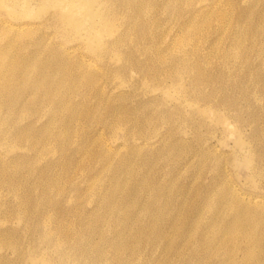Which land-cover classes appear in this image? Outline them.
Instances as JSON below:
<instances>
[{"label":"rangeland","instance_id":"rangeland-1","mask_svg":"<svg viewBox=\"0 0 264 264\" xmlns=\"http://www.w3.org/2000/svg\"><path fill=\"white\" fill-rule=\"evenodd\" d=\"M154 1H155V3H154ZM159 1H161V2H159ZM177 1L178 0H172V1H170V0H163V1L162 0H135V1L123 0L122 2L121 1L115 2L114 0H109V5L100 7L99 10L102 11L104 13V15H106L107 17H109L111 15L110 18L112 20V24H114V25H112L114 34H113V37L112 36L109 37V34L105 35V33H102V35H100L101 39L103 40V46L101 48H98V43H97L96 39L90 37V34L88 33L87 27L79 28L77 31L72 30V28L70 26H65L61 19L56 18L54 14L57 11V9H56L57 7L54 4H48L46 6H42L39 4L38 5L39 7L36 6L34 13L31 16H29V18L24 20L25 22L31 23V24L35 25V27L38 28L39 31H37V34H38V32L40 33L42 31V29L44 28L43 32H41V36H40V34H38V36L35 35V37H33L34 39L31 38V39L27 40L28 45L27 44L24 45L23 48L25 49L24 54L26 56L30 57L33 62H35L36 67L35 66L32 67L33 70H32V68H31V70L33 72H34V70H36L35 71L36 74L31 71L33 73V74L31 73V75L36 76L37 74H40L39 77L45 78L46 89H42L39 91H35V90L31 91V90L27 89L28 93L26 92L25 95L24 94H21V95L18 94L19 90L15 89V91H9V92L5 93L4 96H2L3 95L2 94L0 97V101L1 102L3 101L2 102L3 105H1V110H0V112L1 111L3 112V113L2 112L0 113V115H1L0 116V128H1V132H3V135L5 133H9L8 135H9V139H10V140L6 141L2 137L3 139L0 141V146H1L0 147V153L2 154V155L0 154V157H1V159H0V171H1L0 172V174H1L0 175L1 176L0 177V203H1L0 204V214H1L0 215V224H1L0 225V241L1 242L3 241L0 244V264L1 263L2 264H10V262H11V264H19V263L20 264H30L28 258L30 257L29 255H31V254H32L33 258H35V259L36 258L40 259V257H43V254H44V256H46L45 257L46 260L47 261L49 260L50 264H67V262L65 263L66 259L63 260L64 263H61L62 261L59 259V256H57V255H59V253H57V251L55 250V247H53L54 242H56L55 245L61 244L63 246V252L67 256L73 257V259H75L77 261L76 264H126V263L127 264L128 263L136 264L135 262H137V264H139V262H140V264H173V263H175V264H198V263L199 264H213V263L214 264H256V262H258L257 264H264V234H263L264 233V231H263L264 230V218H263L264 217V215H263L264 214V212H263L264 211L263 210L264 209V189H263V186H264V155L262 154V152L264 153V141H263L264 140V122H263L264 121V117H263L264 116V24H262V21L264 23V18H263V16H264V2H262L264 0H251V1L250 0H230V3H229V0H227V1L226 0H216V2H214L213 0H212V2H210L211 0H198V1L197 0H195V1L194 0H190V1L179 0L178 1L179 3H177ZM221 1L223 4L220 3ZM213 2H214V4L212 5ZM249 2H252V4ZM142 3H143V6H142ZM161 3H164V4H161ZM185 3L186 4L188 3L187 8H186ZM216 4H218V5H216ZM255 4H257V5H255ZM246 5H247V7H246ZM224 6H226V7H224ZM111 7H113L114 10ZM140 7H141V10H140ZM192 7H194V9ZM223 7H224V9H226L225 11H224ZM120 8H121V10H120ZM203 8H205V9H203ZM210 8H212V9H210ZM146 9L147 10L149 9L148 12ZM195 9L197 11H195ZM220 9L223 11H221ZM232 9H233V11H232ZM261 9H263V10H261ZM10 10H11V8H8V10L0 9V23L1 24L5 23V22H10V20L12 19L11 16L9 17V15L11 14ZM124 10H125V12H124ZM150 11H153V12H150ZM177 11H179V12H177ZM208 11H209V13H208ZM110 12H111V14H109ZM162 12H164V13H162ZM195 12H196V14H195ZM211 12L213 13V15L214 14L215 15L213 16L211 14ZM231 12H234V13H231ZM253 12H255V13H253ZM205 13L207 15H205ZM175 14H177V15L175 16ZM240 14H242V15H240ZM134 15H135V17H134ZM149 15H151L152 17ZM204 15L207 16L208 19ZM250 15H253V16L251 17ZM173 16H175V17H173ZM211 16H213V17H211ZM215 16L217 17V19ZM195 17L197 18V20ZM201 17H204V18H201ZM221 17L222 18L225 17V18L222 19ZM253 17L256 18L257 20L256 19L254 20ZM161 18H162V20H161ZM218 18L219 19L221 18L220 19L221 21ZM246 19H247V22H246ZM40 21L42 23H40ZM119 21H120V23H119ZM149 21H152V22H149ZM235 21H236V23L237 22H239V23L236 24ZM61 22H62V24H61ZM163 22H165V24ZM179 22H180V24H179ZM206 22L207 23L210 22L209 26ZM221 22H223V23H221ZM230 22H231L232 26L229 25ZM254 22H257L259 24H256ZM51 23H52V25H51ZM189 23H191V24H189ZM205 23H206V26H205ZM54 24H56V25H54ZM192 24H196V25H192ZM235 24H236V26H235ZM241 24H242V26H241ZM44 25H46L47 27ZM119 25H121V26H119ZM128 25H129V27H128ZM221 25H223L224 27ZM150 26H151V28H150ZM197 26L199 29H197ZM218 26H220V27H218ZM249 26H250V28H249ZM255 26L257 29L254 28ZM261 26H262V29H261ZM222 27H223V29H222ZM251 27H253V28H251ZM46 28L48 30L49 29L50 30L48 31ZM178 28H181V29H178ZM245 28H246V30H245ZM62 29H64V30H62ZM121 29H123V30H121ZM183 29L185 30L184 32H183ZM248 29H249V31H248ZM258 29L260 30V32ZM52 30H53V32H52ZM189 30L192 32L190 33ZM204 30H205V32H204ZM257 30H258V32H256ZM261 30L263 31L262 36H261V32H262ZM178 31H180L183 35ZM219 31H221V32H219ZM228 31L230 33L232 32L231 33L232 36H230L231 34L228 33ZM243 31H245V32L243 33ZM58 32H59V34H58ZM60 32H61V34H60ZM115 32L116 33L118 32L117 35ZM147 32L149 33V36H148ZM172 32H174V33H172ZM249 32H250V34H249ZM197 33L202 34V36H200ZM204 33H206L207 35ZM211 33L213 35L214 34H216V35L213 36V35H211ZM220 33H222V34H220ZM233 33H234V36H233ZM239 33H240V36H238ZM45 34H47V35H45ZM128 34H130V35H128ZM252 34L255 36H253ZM189 35H191V36H189ZM218 35H220V36H218ZM235 35L237 36V38ZM194 36H195V38H194ZM197 36L200 38L198 39ZM125 37H127V38H125ZM145 37H147V38H145ZM188 37H190V40ZM217 37H219V38H217ZM238 37H241V39L237 40ZM157 38H158V40H157ZM163 38L164 39L166 38V39L163 40ZM191 38H192V40L194 38V40H196V41H192ZM207 38H209V39H207ZM254 38H256V39H254ZM159 39H160V42H159ZM251 39L252 40L254 39V40L251 41ZM259 39H261V40H259ZM65 40H67V41H65ZM122 40H123V42H122ZM125 40H126V45H125ZM232 40H234V41H232ZM241 40L242 41L244 40L243 43ZM80 41H82V42H80ZM108 41H109V43H108ZM130 41H132V42L130 43ZM138 42H139V44H138ZM192 42H194V43H192ZM206 42H207V44H206ZM211 42H212V44H211ZM223 42H224V44H223ZM58 43H60V45H58ZM113 43L114 44L117 43V44L114 45ZM195 43H196V45H195ZM248 43H250V44L252 43L250 45L251 47L248 46L249 45ZM167 44H168V46H167ZM183 44H184V46L186 44L187 45L184 47ZM189 44H190L191 48H190ZM228 44L229 45L231 44L232 47L230 48L231 45L229 46ZM253 44H254V46H253ZM111 45H113V47ZM203 45L205 48L203 47ZM212 45H214L215 47ZM218 45H219V48H218ZM236 45H238V46L236 47ZM146 46H150V47H146ZM211 46L213 47V49ZM234 46H235V48H234ZM125 47H126V49H125ZM183 47H184V50H182ZM192 47H194V49ZM27 48H28V50H27ZM159 48H160V51H159ZM76 49H78L79 51L77 52ZM211 49L214 51H212ZM224 49L229 54L225 53ZM230 49H231V52L229 51ZM236 49L238 51H235ZM190 50L192 51L191 53H189ZM197 50H199V51H197ZM200 50L202 52L203 51L204 52L201 53ZM206 50H208L209 52ZM221 50H223V51H221ZM111 51H113L112 52L113 54H111ZM139 51H140V53H139ZM149 51H151V52H149ZM245 51H247V52L249 51V52L247 53ZM39 52H40V55H39ZM95 52H97V54ZM99 52H100V55L98 54ZM187 52L190 55H193V57L190 56ZM211 52H213L214 54ZM151 53L154 56H152ZM156 53H158L157 54L158 56L156 55ZM61 54H63V55H61ZM67 54H68V56H67ZM70 54H71V56H70ZM125 54H127V55H125ZM159 54H161L162 56ZM177 54H179V55H177ZM226 54H228V55H226ZM101 55H102V57H101ZM139 55H142L143 57L139 56ZM185 55H186V57H185ZM201 55H204V56H201ZM205 55L206 56L208 55V57H206ZM213 55H214V57H213ZM234 55H236V57ZM79 56H80V58H79ZM163 56H165V57H163ZM183 56H184V58H183ZM230 56H231V58H230ZM237 56H239V57L237 58ZM70 57H72V58H70ZM121 57H122V59H121ZM152 57H153V59H152ZM201 57H202V60L200 59ZM212 57H213V59H212ZM66 58L69 61H67ZM78 58L81 60H78ZM208 58H210V59H208ZM229 58L231 60H229ZM92 59H93V61H92ZM175 59H177L178 64L175 62L176 61ZM190 60H191V62H190ZM215 60H217V61H215ZM226 60L228 63L226 62ZM252 60H253V62H252ZM150 61L153 63H151ZM179 61H181V62H179ZM192 61H194V62H192ZM210 61H211V63L208 65V63ZM229 61H231V62H229ZM68 62H70V63H68ZM80 62H82V63H80ZM133 62H135L136 64ZM145 62L147 63V65ZM53 64H54V66H53ZM119 64H120V66H119ZM160 64H164V65H162L163 67H161ZM245 64L248 66H246ZM259 64H260V66H259ZM203 65L204 66L207 65V66L204 67ZM75 66H77L78 68ZM113 66H114V68H113ZM136 66H138V67H136ZM100 67L104 71H102ZM76 68H77V70H76ZM96 68L98 69L99 72L98 71L96 72V70H97ZM122 68H123V71H122ZM137 68H138V70H134ZM61 69L63 71L62 73H61V71H59ZM90 69L92 72L90 71ZM241 69H243V70H241ZM53 70H54V73H53ZM64 70H66V71H64ZM74 70H76V71H74ZM157 70H158V72H155ZM41 71H42V73H41ZM88 71L91 73H89ZM100 71H101V73H100ZM203 71H204V73H203ZM87 72H88V74H87ZM59 73L62 75L60 76ZM83 73H84V76H83ZM155 73H156V76L158 77V79L156 76L154 77ZM205 73L207 74V76H205L206 75ZM233 73H235V74H233ZM46 74H48V75L50 74L53 78H51L50 75L48 76ZM175 74H178L179 76L178 75L176 76ZM218 74L220 75V77ZM247 74H248V76H246ZM57 75H58V77H57ZM161 75H163V76H161ZM93 76H94V78H93ZM174 76H175V78H174ZM182 76H184V77H182ZM224 76H225V78H224ZM195 77H196V79L193 80ZM213 77H215V79ZM227 77H229V78L227 79ZM140 78H142V79H140ZM176 78L178 80L179 79H181V80L177 81ZM199 78H200V80H199ZM76 79H78L79 81ZM101 79L104 81L105 80H107V81H105V83H104V81L101 83V81H102ZM174 79H176V80H174ZM220 79H221V81H220ZM250 79H251V81H250ZM57 81H58V83H57ZM110 81L112 83H110ZM123 81H124V83H123ZM50 82H52L53 84ZM81 82L84 84H82ZM90 82H91V84H90ZM126 82L128 84H126ZM202 82H205V83H202ZM230 82H232V83H230ZM252 82H254V83H252ZM75 83H77L76 84L77 86L75 85ZM96 83H97V85H96ZM56 84H57V86H56ZM72 84L74 85V87L75 86L76 87L74 88ZM154 84H156V85H154ZM217 84L219 85V87ZM201 85H204V86H201ZM259 85L263 86V89ZM48 86H50V87H48ZM82 86H83V88H81ZM255 86H257V87H255ZM54 87H59L60 90L58 88L57 89L55 88L56 89L55 90ZM137 87L138 88L140 87L139 90ZM115 88L117 90H115ZM63 89H65L66 91ZM73 89H74V91H73ZM239 89H241V90H239ZM51 90H53L54 92ZM129 90H130V92H129ZM252 90L253 91L255 90V91L253 92ZM63 91H64L65 95H64ZM146 91H148V92H146ZM164 91H166V92H164ZM250 91H251V93H250ZM85 92H86V94H85ZM152 92L153 93L155 92V93L152 94ZM255 92H257V93L255 94ZM116 93L117 94L119 93V94L117 95ZM129 93H130V95H129ZM214 93L217 94L218 96L215 95ZM260 93H262V94H260ZM134 94H136V95H134ZM119 95H120V97H119ZM205 95L207 98H204ZM107 96H108V98H107ZM137 96H138V98H137ZM10 97H12V98H10ZM22 97H23V100H22ZM33 97L36 98V100ZM83 97H84V99H83ZM110 97H112V98H110ZM140 98H142V101L140 100ZM203 98H204V100H203ZM53 99H55V100H53ZM122 99H123V102H122ZM92 100H93V102H92ZM10 101H12V102H10ZM34 101H36V102L38 101L37 104H36V102L34 103ZM231 102L233 103L234 107H233ZM252 102H253V104H252ZM11 103H15V104H11ZM123 103H125V104H123ZM144 103L146 104L145 106H144ZM239 103H241V104H239ZM237 104H238V106H237ZM51 105H53V106H51ZM194 105L197 108L193 107ZM2 106L5 107L6 109L3 108ZM50 106L53 108H50ZM9 107H11V108H9ZM44 107L45 108L49 107V108H48V110L47 109L45 110ZM161 107L163 110L161 109ZM226 108H227V110H226ZM242 108H244V109L242 110ZM10 109L14 111L13 112L14 118L8 116V114L11 111ZM28 109H29V111H28ZM97 109L100 112L97 111ZM103 109L106 111H104ZM231 109H232V111H231ZM3 110H5V111H3ZM31 110H32V112H31ZM158 110L160 113H163V114H160L158 112ZM198 111H200L201 115H199ZM96 112H98V113H96ZM154 112H155V114H154ZM25 113H27L29 116ZM33 113H34V116H32ZM58 113H59V115H58ZM113 113H115V114H113ZM125 113L128 115H126ZM210 113H212V114H210ZM16 114L20 119L18 117H16ZM24 114H25V116H24ZM6 115H7V117H6ZM102 115H103V117H102ZM109 115H111V116L115 115V116L109 117ZM253 115H255V116H253ZM168 116H169V118H168ZM209 116H211V118ZM29 117H30V120L27 121L26 119H29ZM132 117H134L133 120H132ZM155 117H157V118H155ZM221 117L223 120L222 123H221ZM166 118H168V119H166ZM136 119H137V121H135ZM156 119H157V121H156ZM59 120H61V121H59ZM119 120H121V121H119ZM167 120H169V121H167ZM16 121H18V122H16ZM106 121L109 122L110 124L106 123ZM98 122H100V123H98ZM218 122L220 124H218ZM4 123H5V125H3ZM104 123H105V126H104ZM58 124H60V125H58ZM75 124H76V126H75ZM115 124H117L118 126ZM182 124H184L183 125L184 127L181 126ZM10 125H12V127ZM101 125H103V127ZM111 125L113 126V128ZM163 125H164V127H163ZM108 126H111V127H108ZM27 127H29V128H27ZM154 127H155V129H154ZM176 127H179V128H176ZM3 128L5 130H3ZM80 128H82V129H80ZM55 129H56V131H55ZM125 129H128L130 134H128V130H125ZM102 130H103V132L104 131L105 132L101 133L100 131H102ZM254 130H255V132L256 131H258V132L255 133ZM80 131L82 134H80ZM113 131H115V132H113ZM20 132H22V133H20ZM23 132H25V133H23ZM40 132H43V134ZM44 132H45V134H44ZM153 133H156V134L154 135ZM182 133H184V134H182ZM19 134H22V136ZM100 134H102V136ZM152 134L154 135L155 138L153 137ZM43 135L45 138L41 137ZM49 135H50V137H49ZM76 135H78V136H76ZM111 135H113L114 137H110ZM115 135H116V137H115ZM184 135H186V136H184ZM143 136H145L146 139L143 138ZM21 137L23 138L24 141H25V139L28 141L24 142ZM140 138H142L143 140ZM147 138L149 139V141ZM29 139H31L30 141L33 143H31L29 141ZM41 139H42V141H40ZM151 139H153V140H151ZM175 139H177V140H175ZM67 140L69 141L68 143H67ZM21 141L24 143H21ZM186 141H188V142H186ZM242 141L244 142V144H242ZM36 142L38 145L36 144ZM62 142L64 143V145ZM12 143L14 144L15 147L12 146ZM16 143H19V144H16ZM92 143L94 144V146ZM173 143H174V145H173ZM9 144L11 145L12 149H11ZM24 144L25 145L27 144L26 145L27 147ZM126 144H127V146H126ZM252 144H254V145L256 144L255 147ZM22 145L25 147H23ZM69 145H71V147H69ZM17 146H18V148L20 146L22 149L21 148L18 149ZM51 146H53V147H51ZM56 146H58V148ZM91 146H92V148H90ZM45 147L47 148L46 150H45ZM48 147H50L51 149ZM103 147L105 149H102ZM117 147H118V149H117ZM145 147H149V148H145ZM213 147H216V148H213ZM7 148H8V150H7ZM59 148H60V150L61 149L62 150L60 151ZM88 148H90V149H88ZM99 149H101V150H99ZM119 149H121V150H119ZM194 149H195V151H194ZM50 150H52V151L50 152ZM55 150H56V152H55ZM57 150H58V152H57ZM103 150L106 152H104ZM109 150L111 152L112 151L113 152L111 153ZM27 151H29V152L32 151V152L28 153ZM42 151L43 152L45 151L46 154H43ZM85 151L88 155H86ZM100 151H101V153H100ZM139 151H141V152H139ZM198 151L201 153H199ZM207 151H209L210 153H208ZM260 151H262V152H260ZM2 152H4V153H2ZM138 152L141 153L140 154L141 156H139ZM195 152H196V154H195ZM217 152H218L219 156L217 155ZM21 153H23L24 156L21 155ZM53 153L54 154L58 153L57 157L55 156L56 154L53 155ZM89 154H90V156H89ZM106 154H107V156H106ZM34 155H35L36 159L34 158ZM40 155L42 156V158ZM98 155H100V156H98ZM176 155H178V156H176ZM5 156H7V157H5ZM92 156L94 159L92 158ZM195 156H196V158L198 157L200 160L198 158L196 159ZM202 156H203V158H202ZM81 157H83V158H81ZM167 157H169V158L167 159ZM200 157L202 158V161H201ZM24 158H25V161H24ZM13 159L15 160V163H14ZM69 159H71V160H69ZM85 159H86V161H85ZM89 159H90V162H89ZM97 159H99L100 161ZM204 159H207V160H204ZM8 160H9V162H8ZM193 160H196V161H193ZM37 161H38V163H37ZM160 161H163V162H160ZM30 162H31V164H30ZM7 163H9V164L7 165ZM10 163H12V165ZM40 163L41 164L43 163V164L41 165ZM66 163H68V164H66ZM87 163H89V164H87ZM112 163L115 165H113ZM206 163H208L209 165ZM110 165H111V167H110ZM12 166H14V167H12ZM33 166L34 167L37 166V168L35 169V168H33ZM221 166H222V168H221ZM10 167H12V168H10ZM44 167H45V169H43ZM200 167L203 169L201 170ZM15 168H17V169H15ZM75 168H76V172H75ZM193 168H194V170H193ZM56 169H57V171H56ZM102 169H104V170H102ZM128 169H130V171ZM131 169H132V171H131ZM222 169H223V171H222ZM43 170H44V172H43ZM45 170H46V172H45ZM82 170H83V172H82ZM105 170H107V171H105ZM225 170H226V173H225ZM259 170L261 171L260 173H259ZM61 172H63V173H61ZM38 173H39V175H38ZM211 173H214V174H211ZM30 174L32 176L33 175L34 176L32 177ZM73 174H74V176H73ZM224 174H225V178L223 176ZM70 175L72 177V178L70 177L71 179L68 177ZM4 176H5V178H4ZM29 177H32L35 179L29 178ZM60 177H61V179H60ZM81 178H83V179H81ZM69 179L71 181H69ZM79 180H81V181H79ZM5 181H7V182H5ZM53 181H56L57 183L53 182ZM65 181L66 182L68 181V182L66 183ZM93 181H95V182H93ZM221 181H223L224 183ZM252 181H254V182H252ZM75 182H78V183H75ZM7 183L10 185H8ZM70 184H72V187L70 186ZM223 184H224V186H223ZM2 185H4L5 188ZM47 186H48V188H47ZM57 186H58V188H57ZM60 186H62V187H60ZM93 186H94V188H93ZM97 186H99V187H97ZM230 186H231V188H230ZM108 187L112 190H110ZM222 187L224 188V190ZM21 188H22V190H21ZM31 188H33L34 190H32ZM35 188H36V190H35ZM232 188L233 189L235 188L234 190L237 189L236 192L238 194H240L239 195L240 197H244L246 199H247V197L248 198L249 197H251V198H257L258 197L259 201L262 199L259 203H260V205L262 204L263 207H257V209L255 207V210H257V212L254 209H252V211L255 213L254 214L255 218L249 222L250 225H252L253 229H254V235H253L252 240L241 241L240 244H238V248L234 251V253L230 254L226 250V245H223V244L220 245L221 240H220V238H218V236H219L220 230H224L225 227L229 223L233 222L232 215L227 213V211L224 209L225 204H221V203H224L225 200L227 201L228 198H230L229 197L230 193H228V192H230V190ZM115 189H116V192H115ZM17 190L19 192H17ZM215 190H216V192H218L219 190L220 191L217 194L215 192ZM99 191H101V193ZM122 191H124V192H122ZM56 192H57L58 197H56ZM121 192L124 194L121 195ZM214 192H215V194L212 195ZM27 193H29V194H27ZM44 193H45V195H44ZM220 193H221V195H220ZM242 193L245 194V196H243ZM37 194H38V196H37ZM119 194L121 197L119 196ZM216 194L220 195L221 197L217 196L218 199H215ZM26 195H28V196H26ZM195 195H196V197H195ZM209 196H211V197H209ZM225 197H227V198H225ZM12 199L16 202H14ZM100 199H102V200H100ZM160 199L162 200L161 202H159ZM209 199H212L211 200L212 202L211 201L209 202ZM72 200H75V201H72ZM220 200H222V201L220 202ZM115 202L117 205L115 204ZM23 203H25V204H23ZM17 204L19 206H17ZM26 204H28V205H26ZM47 204H50V205H47ZM190 204H192V205H190ZM218 204L220 206H218ZM15 205L17 208L15 207ZM3 207H4V209H3ZM19 207H20V209H19ZM213 207L215 210L213 209ZM54 208L56 209V211H54L55 210ZM182 208H184V209H182ZM203 208H204V210H203ZM211 208H212V210H211ZM94 209H96V211ZM258 209H260L259 212H258ZM24 210H26V211H24ZM59 210H60V212H59ZM208 210H209V212H207ZM124 211H125V215L123 213ZM159 211H161V212L159 213ZM213 211H214V213H213ZM49 212H51L53 214H51ZM63 212H65V213H63ZM169 212H170V214H169ZM218 212H220V213L218 214ZM37 213H39L40 215ZM58 214H60V215L58 216ZM211 214H212V216H210ZM214 214L215 215L218 214V215L215 216ZM2 215H3V217H2ZM38 215H39V218L37 217ZM52 215H54V217ZM66 215H67L68 219H67ZM26 216H27V218H26ZM30 216H31V218H30ZM6 217H7V219H6ZM87 217H89V218H87ZM57 218H58V220H57ZM199 218H201V219H199ZM216 218H218V219H216ZM259 218H261V219H259ZM21 219H23V220H21ZM70 219H72V220H70ZM176 219L178 222L175 221ZM41 220H43V221L41 222ZM196 220H198L199 222ZM204 220H206V221H204ZM202 221H204V222H202ZM68 222L70 223V225ZM251 222H252V224H251ZM259 222H261V223L258 224ZM262 222H263V224H262ZM10 223L12 225H10ZM21 223H24V224L21 225ZM173 223H175L176 225ZM200 223H202V224H200ZM210 223L212 224L211 225L212 228L210 227ZM40 224H41V226H40ZM64 224H66V225H64ZM72 226H73V228H72ZM247 226H249V225H247ZM29 227H31V229ZM52 227L54 229H52ZM74 228L75 229L79 228V229L75 230ZM194 228H195V230H194ZM209 228H210V230H209ZM62 229H63V231H61ZM73 229L75 230V232ZM34 230H35V232H34ZM110 230H112V231H110ZM204 230H205V232H204ZM208 230L211 232H209ZM257 230H258V232H257ZM173 231L176 235L173 233ZM61 232H63V233H61ZM193 232H195V233H193ZM24 233H25V235H24ZM50 233L52 236L50 235ZM257 233L259 234V236ZM53 234L55 236L54 238H53ZM200 234H201V237H200ZM190 235H192V236H190ZM47 236H49L50 239ZM68 236H69V238H68ZM208 236H211V237H208ZM33 237L36 240H34ZM30 238H32V241L30 240ZM58 238H60V239L58 240ZM78 238H79V240L82 238L80 240L81 244L77 241ZM147 238H149V239H147ZM222 238L225 240H229L228 236L223 235ZM6 239H7V241H5ZM12 239H13V241H12ZM206 239L208 242L206 241ZM46 240H48V241H46ZM195 240H196V242H195ZM34 241H36V242H34ZM65 241H66V243H64ZM46 242H49V243H46ZM51 242H53V243H51ZM209 242H210V245H209ZM96 243H97V245H96ZM197 243L200 244V247H199V244H197ZM46 244H48V245L46 246ZM66 244H67V246H66ZM11 245L14 246L17 251L13 252ZM29 245L32 248L29 247ZM90 245L93 246V248H89V247H91ZM94 245H96V246H94ZM181 245H182V247H181ZM42 246H43V249L41 248ZM211 246L212 247L216 246V247L212 248ZM18 247L19 248L21 247V248L18 250ZM96 247H98V248H96ZM3 248L4 249L8 248L10 251L8 249L4 250ZM151 248H153V251ZM156 248H158V249H156ZM246 248L252 249V251H251L252 253L250 255H245V249ZM31 249H33V250H31ZM109 249H111V250H109ZM258 249H261V250L259 251ZM46 251H47V253H46ZM54 251L56 253L55 255H54ZM80 251H81V253H80ZM109 251H110V253H109ZM15 252H16V254H14ZM91 252L93 255H91ZM37 253H38V255H36ZM106 253H107V255H106ZM154 253H156V254L154 255ZM176 253H177L178 257H177V255L175 256ZM110 254H111V258H110ZM116 254H118V255H116ZM125 255H126V257H125ZM198 255H199V257H198ZM240 255L242 256V258ZM86 256H88V257H86ZM91 256H92V258H91ZM106 256H108L109 258H107ZM128 256H129V259H128ZM250 256H251V258H249ZM258 256H260V257H258ZM86 258H88V259L85 260ZM101 258L103 261L101 260ZM139 258H140V260H139ZM112 259L114 261H112ZM115 259H117V260L119 259V260L116 261ZM224 259L227 260V262ZM55 260H57V261H55ZM131 260L132 261L134 260V261L132 262ZM38 261H40V260H38ZM98 261H99V263H98ZM36 264H40V263L37 262ZM41 264H42V262H41Z\"/></svg>","mask_w":264,"mask_h":264},{"label":"bare ground","instance_id":"bare-ground-1","mask_svg":"<svg viewBox=\"0 0 264 264\" xmlns=\"http://www.w3.org/2000/svg\"><path fill=\"white\" fill-rule=\"evenodd\" d=\"M115 2H122L123 0H114ZM133 1H135V0H133ZM163 1V0H162ZM170 1H172V0H170ZM179 1V0H178ZM177 1V3H179ZM188 1H190V0H188ZM195 1V0H194ZM198 1V0H197ZM214 2H216V0H213ZM227 1V0H226ZM251 1V0H250ZM145 2V1H144ZM158 2V1H157ZM159 2H161V1H159ZM210 2H212V0L210 1ZM214 2L212 3V5L214 4ZM219 2V1H218ZM217 2V3H218ZM239 2V1H238ZM257 2V1H256ZM255 2V3H256ZM262 2H264V1H262ZM136 3V2H135ZM154 3H155V1H154ZM165 3V2H164ZM164 3H161V4H164ZM167 3V2H166ZM198 3V2H197ZM207 3V2H206ZM221 4H223L222 3V1L220 2ZM219 3V4H220ZM226 3V2H225ZM224 3V4H225ZM229 3H230V0H229ZM249 3H251L252 4V2H249ZM42 5V6H46V5H48V4H54L57 8V11L55 12V17L56 18H59V19H61L62 20V22L64 23V25L65 26H70L71 28H72V30H78L79 28H82V27H87V29H88V33L90 34V37H92V38H95L96 39V41H97V43H98V48H101L102 46H103V40L101 39V37H100V35H102V33H105V35L106 34H109V37H113V34H114V31H113V27H112V25H114V24H112V20H111V18H110V16L109 17H107L106 15H104V13L102 12V11H100L99 10V8L100 7H103V6H108L109 5V0H0V9H5V10H8V8H11V14L9 15V17L11 16L12 17V19L10 20V22H5V23H0L1 25H0V97H1V95L2 96H4V94L5 93H7V92H9V91H15V89H17V90H19V93L18 94H24L25 95V93L27 92L28 93V90H35V91H39V90H42V89H46V80H45V78H43V77H39L40 76V74H37L36 76L35 75H31V73L33 72L32 70H33V68L32 67H34L35 66V62H33L32 60H31V58L30 57H28V56H26L25 54H24V45H26L28 42H27V40H29V39H31V38H33V37H35V35H37L38 36V34H40V36H41V32H43V29H42V31L39 33L38 32V34H37V31H39L38 30V28L37 27H35V25H33V24H31V23H28V22H25L24 20H26L27 18H29V16H31L33 13H34V11H35V9H36V6H38V5ZM127 4V3H126ZM158 4V3H157ZM188 4V3H187ZM187 4L185 3V5H186V8H187ZM193 4V3H192ZM196 4V3H195ZM194 4V5H195ZM210 4V3H209ZM235 4V3H234ZM250 4V5H251ZM112 5V4H111ZM114 5V4H113ZM134 5V4H133ZM154 5V4H153ZM156 5V4H155ZM193 5V6H194ZM211 5V6H212ZM216 5H218V4H216ZM226 5V4H225ZM255 5H257V4H255ZM263 5V4H262ZM118 6V5H117ZM123 6V5H122ZM142 6H143V3H142ZM151 6V5H150ZM149 6V7H150ZM162 6V5H161ZM167 6V5H166ZM199 6V5H198ZM197 6V7H198ZM202 6V5H201ZM200 6V7H201ZM220 6V5H219ZM233 6V5H232ZM236 6V5H235ZM252 6V5H251ZM39 7V6H38ZM37 7V8H38ZM124 7V6H123ZM122 7V8H123ZM156 7V6H155ZM183 7V6H182ZM195 7V6H194ZM194 7H192L193 9H194ZM196 7V8H197ZM210 7V6H209ZM216 7V6H215ZM224 7H226V6H224ZM224 7H223V9H224ZM234 7V6H233ZM245 7V6H244ZM243 7V8H244ZM246 7H247V5H246ZM253 7V6H252ZM260 7V6H259ZM262 7V6H261ZM110 8V7H109ZM112 9H113V7H111ZM119 8V7H118ZM117 8V9H118ZM147 8V7H146ZM162 8V7H161ZM166 8V7H165ZM189 8V7H188ZM199 8V7H198ZM217 8V7H216ZM215 8V9H216ZM104 9V8H103ZM155 9V8H154ZM178 9V8H177ZM203 9H205V8H203ZM208 9V8H207ZM210 9H212V8H210ZM246 9V8H245ZM252 9V8H251ZM250 9V10H251ZM257 9V8H256ZM260 9V8H259ZM114 10V9H113ZM120 10H121V8H120ZM127 10V9H126ZM140 10H141V7H140ZM147 10V9H146ZM149 10V9H148ZM148 10H147V12H148ZM164 10V9H163ZM162 10V11H163ZM170 10V9H169ZM176 10V9H175ZM184 10V9H183ZM217 10V9H216ZM221 10V9H220ZM226 9H224V11H225ZM247 10V9H246ZM253 10V9H252ZM261 10H263V9H261ZM173 11V10H172ZM182 11V10H181ZM180 11V12H181ZM189 11V10H188ZM195 11H197L196 9H195ZM202 11V10H201ZM204 11V10H203ZM210 11V10H209ZM209 11H208V13H209ZM215 11V10H214ZM221 11H223V10H221ZM232 11H233V9H232ZM235 11V10H234ZM245 11V10H244ZM3 12V11H2ZM124 12H125V10H124ZM145 12V11H144ZM150 12H153V11H150ZM165 12V11H164ZM164 12H162V13H164ZM176 12V11H175ZM177 12H179V11H177ZM199 12V11H198ZM229 12V11H228ZM252 12V11H251ZM49 13V12H48ZM114 13V12H113ZM169 13V12H168ZM182 13V12H181ZM184 13V12H183ZM193 13V12H192ZM215 13V12H214ZM218 13V12H217ZM231 13H234V12H231ZM253 13H255V12H253ZM252 13V14H253ZM257 13V12H256ZM109 14H111V12L109 13ZM120 14V13H119ZM151 14V13H150ZM171 14V13H170ZM178 14V13H177ZM177 14H175V16L177 15ZM195 14H196V12H195ZM211 14L213 15V13L211 12ZM229 14V13H228ZM249 14V13H248ZM259 14V13H258ZM262 14V13H261ZM116 15V14H115ZM125 15V14H124ZM152 15V14H151ZM151 15H149V16H151ZM157 15V14H156ZM160 15V14H159ZM205 15H207L206 13H205ZM204 15V16H205ZM215 15V14H214ZM213 15V16H214ZM218 15V14H217ZM216 15V16H217ZM235 15V14H234ZM237 15V14H236ZM240 15H242V14H240ZM4 16V15H3ZM45 16V15H44ZM53 16V15H52ZM51 16V17H52ZM161 16V15H160ZM175 16H173V17H175ZM196 16V15H195ZM198 16V15H197ZM213 16H211V17H213ZM215 16V17H216ZM220 16V15H219ZM251 17L253 16V15H250ZM8 17V18H9ZM124 17V16H123ZM134 17H135V15H134ZM142 17V16H141ZM147 17V16H146ZM152 17V16H151ZM178 17V16H177ZM182 17V16H181ZM180 17V18H181ZM206 18H207V16H205ZM209 17V16H208ZM218 17V16H217ZM217 17H216V19H217ZM227 17V16H226ZM239 17V16H238ZM243 17V16H242ZM3 18V17H2ZM46 18V17H45ZM54 18V17H53ZM114 18V17H113ZM149 18V17H148ZM163 18V17H162ZM162 18H161V20H162ZM196 18V17H195ZM201 18H204V17H201ZM222 18V17H221ZM220 18V19H221ZM225 17H223L222 19H224ZM234 18V17H233ZM263 18H264V16H263ZM55 19V18H54ZM151 19V18H150ZM182 19V18H181ZM208 19V18H207ZM219 19V18H218ZM219 19V20H220ZM227 19V18H226ZM229 19V18H228ZM253 19L255 20L256 18H254L253 17ZM39 20V19H38ZM121 20V19H120ZM153 20V19H152ZM175 20V19H174ZM180 20V19H179ZM196 20H197V18H196ZM232 20V19H231ZM239 20V19H238ZM242 20V19H241ZM257 20V19H256ZM43 21V20H42ZM144 21V20H143ZM160 21V20H159ZM183 21V20H182ZM204 21V20H203ZM211 21V20H210ZM218 21V20H217ZM216 21V22H217ZM221 21V20H220ZM227 21V20H226ZM230 21V20H229ZM253 21V20H252ZM261 21V20H260ZM2 22V21H1ZM50 22V21H49ZM62 22H61V24H62ZM118 22V21H117ZM142 22V21H141ZM149 22H152V21H149ZM157 22V21H156ZM191 22V21H190ZM219 22V21H218ZM242 22V21H241ZM246 22H247V19H246ZM40 23H42L41 21H40ZM46 23V22H45ZM48 23V22H47ZM58 23V22H57ZM116 23V22H115ZM119 23H120V21H119ZM164 24H165V22H163ZM193 23V22H192ZM207 23V22H206ZM206 23H205V26H206ZM220 23V22H219ZM221 23H223V22H221ZM235 23H236V21H235ZM237 23H239V22H237ZM236 23V24H237ZM254 23H256V24H259V23H257V22H254ZM179 24H180V22H179ZM189 24H191V23H189ZM188 24V25H189ZM202 24V23H201ZM208 24V26H209V24H210V22L209 23H207ZM213 24V23H212ZM227 24V23H226ZM236 24H235V26H236ZM262 24H264L263 23V21H262ZM51 25H52V23H51ZM54 25H56V24H54ZM53 25V26H54ZM175 25V24H174ZM178 25V24H177ZM176 25V26H177ZM183 25V24H182ZM186 25V24H185ZM192 25H196V24H192ZM229 25H231V22H230V24ZM228 25V26H229ZM245 25V24H244ZM253 25V24H252ZM261 25V24H260ZM43 26V25H42ZM44 26H46V25H44ZM64 26V27H65ZM119 26H121V25H119ZM156 26V25H155ZM170 26V25H169ZM190 26V25H189ZM199 26V25H198ZM198 26H197V29H199L198 28ZM203 26V25H202ZM211 26V25H210ZM216 26V25H215ZM221 26H223V25H221ZM232 26V25H231ZM230 26V27H231ZM241 26H242V24H241ZM47 27V26H46ZM128 27H129V25H128ZM149 27V26H148ZM147 27V28H148ZM160 27V26H159ZM192 27V26H191ZM190 27V28H191ZM218 27H220V26H218ZM217 27V28H218ZM224 27V26H223ZM223 27H222V29H223ZM240 27V26H239ZM259 27V26H258ZM63 28V27H62ZM150 28H151V26H150ZM167 28V27H166ZM182 28V27H181ZM181 28H178V29H181ZM184 28V27H183ZM249 28H250V26H249ZM251 28H253V27H251ZM254 28H256V26L254 27ZM47 29V28H46ZM45 29V30H46ZM54 29V28H53ZM116 29V28H115ZM146 29V28H145ZM170 29V28H169ZM176 29V28H175ZM187 29V28H186ZM192 29V28H191ZM204 29V28H203ZM210 29V28H209ZM208 29V30H209ZM219 29V28H218ZM217 29V30H218ZM231 29V28H230ZM229 29V30H230ZM237 29V28H236ZM242 29V28H241ZM244 29V28H243ZM257 29V28H256ZM260 29V28H259ZM258 29V30H259ZM261 29H262V26H261ZM48 30V29H47ZM50 30V29H49ZM48 30V31H49ZM62 30H64V29H62ZM66 30V29H65ZM86 30V29H85ZM121 30H123V29H121ZM120 30V31H121ZM129 30V29H128ZM153 30V29H152ZM164 30V29H163ZM193 30V29H192ZM201 30V29H200ZM199 30V31H200ZM215 30V29H214ZM245 30H246V28H245ZM258 30L256 31V32H258ZM67 31V30H66ZM119 31V30H118ZM150 31V30H149ZM181 31V30H180ZM180 31H178V32H180ZM185 30L183 29V32H184ZM190 31V30H189ZM207 31V30H206ZM211 31V30H210ZM233 31V30H232ZM248 31H249V29H248ZM262 31V30H261ZM52 32H53V30H52ZM57 32V31H56ZM122 32V31H121ZM129 32V31H128ZM127 32V33H128ZM152 32V31H151ZM154 32V31H153ZM166 32V31H165ZM170 32V31H169ZM192 31H190V33H191ZM204 32H205V30H204ZM208 32V31H207ZM206 32V33H207ZM219 32H221V31H219ZM236 32V31H235ZM234 32V33H235ZM245 31H243V33H244ZM259 32H260V30H259ZM49 33V32H48ZM116 33V32H115ZM118 33V32H117ZM117 33H116V35H117ZM125 33V32H124ZM130 33V32H129ZM137 33V32H136ZM144 33V32H143ZM148 33V32H147ZM172 33H174V32H172ZM176 33V32H175ZM181 33V32H180ZM189 33V34H190ZM195 33V32H194ZM206 33H204V34H206ZM209 33V32H208ZM225 33V32H224ZM228 33H230L229 31H228ZM232 33V32H231ZM230 33V34H231ZM234 33H233V36H234ZM241 33V32H240ZM240 33H239V35L238 36H240ZM255 33V32H254ZM262 33H263V31L261 32V36H262ZM55 34V33H54ZM58 34H59V32H58ZM60 34H61V32H60ZM155 34V33H154ZM182 34V33H181ZM185 34V33H184ZM197 34H199V33H197ZM220 34H222V33H220ZM249 34H250V32H249ZM45 35H47V34H45ZM104 35V36H105ZM115 35V36H116ZM121 35V34H120ZM128 35H130V34H128ZM141 35V34H140ZM162 35V34H161ZM165 35V34H164ZM176 35V34H175ZM174 35V36H175ZM183 35V34H182ZM196 35V34H195ZM200 36H202V34H199ZM207 35V34H206ZM205 35V36H206ZM211 35H213L212 33H211ZM210 35V36H211ZM216 34H214L213 36H215ZM226 35V34H225ZM253 35V34H252ZM54 36V35H53ZM103 36V37H104ZM148 36H149V33H148ZM147 36V37H148ZM158 36V35H157ZM173 36V35H172ZM189 36H191V35H189ZM218 36H220V35H218ZM227 36V35H226ZM230 36H232V34L230 35ZM236 36V35H235ZM250 36V35H249ZM253 36H255V35H253ZM120 37V36H119ZM118 37V38H119ZM123 37V36H122ZM147 37H145V38H147ZM159 37V36H158ZM161 37V36H160ZM163 37V36H162ZM178 37V36H177ZM198 37V36H197ZM196 37V38H197ZM224 37V36H223ZM243 37V36H242ZM58 38V37H57ZM125 38H127V37H125ZM131 38V37H130ZM134 38V37H133ZM168 38V37H167ZM189 38V40H190V37H188ZM194 38H195V36H194ZM194 38H193V40H192V38H191V40L192 41H196V40H194ZM200 37H198V39H199ZM206 38V37H205ZM217 38H219V37H217ZM216 38V39H217ZM227 38V37H226ZM225 38V39H226ZM236 38H237V36H236ZM249 38V37H248ZM34 39V38H33ZM32 39V40H33ZM50 39V38H49ZM124 39V38H123ZM144 39V38H143ZM151 39V38H150ZM166 39V38H165ZM164 38H163V40H165ZM170 39V38H169ZM173 39V38H172ZM202 39V38H201ZM207 39H209V38H207ZM239 39H241V37H238V39L237 40H239ZM254 39H256V38H254ZM253 39V40H254ZM63 40V39H62ZM108 40V39H107ZM117 40V39H116ZM115 40V41H116ZM157 40H158V38H157ZM171 40V39H170ZM177 40V39H176ZM184 40V39H183ZM206 40V39H205ZM224 40V39H223ZM230 40V39H229ZM236 40V39H235ZM252 39H251V41H253ZM259 40H261V39H259ZM31 41V40H30ZM65 41H67V40H65ZM74 41V40H73ZM139 41V40H138ZM142 41V40H141ZM154 41V40H153ZM169 41V40H168ZM172 41V40H171ZM188 41V40H187ZM198 41V40H197ZM217 41V40H216ZM232 41H234V40H232ZM242 41V40H241ZM244 41V40H243ZM243 41H242V43H243ZM248 41V40H247ZM32 42V41H31ZM34 42V41H33ZM58 42V41H57ZM80 42H82V41H80ZM122 42H123V40H122ZM132 41H130V43H131ZM159 42H160V39H159ZM186 42V41H185ZM191 42V41H190ZM189 42V43H190ZM205 42V41H204ZM226 42V41H225ZM237 42V41H236ZM250 42V41H249ZM48 43V42H47ZM54 43V42H53ZM75 43V42H74ZM73 43V44H74ZM108 43H109V41H108ZM118 43V42H117ZM117 43H113L114 45H116ZM141 43V42H140ZM148 43V42H147ZM167 43V42H166ZM192 43H194V42H192ZM200 43V42H199ZM235 43V42H234ZM240 43V42H239ZM72 44V45H73ZM138 44H139V42H138ZM151 44V43H150ZM159 44V43H158ZM162 44V43H161ZM185 44V43H184ZM184 44H183V46H184ZM206 44H207V42H206ZM211 44H212V42H211ZM221 44V43H220ZM223 44H224V42H223ZM222 44V45H223ZM249 45L248 46H250L251 44L250 43H248ZM256 44V43H255ZM28 45V44H27ZM58 45H60V43H58ZM69 45V44H68ZM125 45H126V40H125ZM152 45V44H151ZM150 45V46H151ZM157 45V44H156ZM155 45V46H156ZM187 45V44H186ZM185 45V46H186ZM195 45H196V43H195ZM199 45V44H198ZM229 45V44H228ZM231 45V44H230ZM229 45V46H230ZM243 45V44H242ZM31 46V45H30ZM47 46V45H46ZM56 46V45H55ZM62 46V45H61ZM77 46V45H76ZM112 47H113V45H111ZM150 46H146V47H150ZM158 46V45H157ZM156 46V47H157ZM161 46V45H160ZM165 46V45H164ZM167 46H168V44H167ZM184 46V47H185ZM189 46H190V44H189ZM212 46H214V45H212ZM211 46V47H212ZM217 46V45H216ZM224 46V45H223ZM238 45H236V47H237ZM253 46H254V44H253ZM252 46V47H253ZM32 47V46H31ZM37 47V46H36ZM40 47V46H39ZM45 47V46H44ZM74 47V46H73ZM131 47V46H130ZM129 47V48H130ZM153 47V46H152ZM184 47H183V49L182 50H184ZM202 47V46H201ZM203 47H204V45H203ZM202 47V48H203ZM215 47V46H214ZM232 47V45L230 46V48ZM251 47V46H250ZM33 48V47H32ZM43 48V47H42ZM63 48V47H62ZM70 48V47H69ZM68 48V49H69ZM132 48V47H131ZM161 48V47H160ZM160 48H159V51H160ZM188 48V47H187ZM190 48H191V46H190ZM193 49H194V47H192ZM205 48V47H204ZM217 48V47H216ZM218 48H219V45H218ZM234 48H235V46H234ZM241 48V47H240ZM114 49V48H113ZM125 49H126V47H125ZM171 49V48H170ZM177 49V48H176ZM186 49V48H185ZM199 49V48H198ZM212 49H213V47H212ZM211 49V50H212ZM215 49V48H214ZM229 49V48H228ZM238 49V48H237ZM235 50V51H238V50ZM258 49V48H257ZM27 50H28V48H27ZM77 50V52L79 51L78 49H76ZM107 50V49H106ZM118 50V49H117ZM121 50V49H120ZM124 50V49H123ZM147 50V49H146ZM145 50V51H146ZM151 50V49H150ZM188 50V49H187ZM219 50V49H218ZM234 50V49H233ZM241 50V49H240ZM69 51V50H68ZM84 51V50H83ZM104 51V50H103ZM115 51V50H114ZM132 51V50H131ZM134 51V50H133ZM141 51V50H140ZM140 51H139V53H140ZM144 51V50H143ZM186 51V50H185ZM196 51V50H195ZM197 51H199V50H197ZM206 51H208V50H206ZM212 51H214V50H212ZM221 51H223V50H221ZM224 51H225V49H224ZM228 51V50H227ZM230 52H231V49L229 50ZM28 52V51H27ZM63 52V51H62ZM113 51H111V54H113L112 53ZM138 52V51H137ZM149 52H151V51H149ZM156 52V51H155ZM164 52V51H163ZM184 52V51H183ZM192 51L190 50V52L189 53H191ZM200 52L201 53H203L201 50H200ZM209 52V51H208ZM234 52V51H233ZM232 52V53H233ZM242 52V51H241ZM245 52H247V51H245ZM249 52V51H248ZM247 52V53H248ZM43 53V52H42ZM56 53V52H55ZM96 54H97V52H95ZM118 53V52H117ZM143 53V52H142ZM153 53V52H152ZM151 53V54H152ZM161 53V52H160ZM186 53V52H185ZM188 53V52H187ZM188 53V54H189ZM211 53H213V52H211ZM225 53H228V52H226L225 51ZM224 53V54H225ZM27 54V53H26ZM99 55H100V52L98 53ZM119 54V53H118ZM122 54V53H121ZM155 54V53H154ZM158 53H156V55H157ZM162 54V53H161ZM161 54H159V55H161ZM183 54V53H182ZM200 54V53H199ZM205 54V53H204ZM208 54V53H207ZM210 54V53H209ZM214 54V53H213ZM216 54V53H215ZM229 54V53H228ZM228 54H226V55H228ZM234 54V53H233ZM236 54V53H235ZM28 55V54H27ZM39 55H40V52H39ZM61 55H63V54H61ZM77 55V54H76ZM116 55V54H115ZM125 55H127V54H125ZM166 55V54H165ZM177 55H179V54H177ZM190 55V54H189ZM198 55V54H197ZM218 55V54H217ZM237 55V54H236ZM236 55H234L235 57H236ZM247 55V54H246ZM245 55V56H246ZM37 56V55H36ZM67 56H68V54H67ZM70 56H71V54H70ZM86 56V55H85ZM96 56V55H95ZM110 56V55H109ZM119 56V55H118ZM131 56V55H130ZM139 56H142V55H139ZM152 56H154L153 54H152ZM158 56V55H157ZM162 56V55H161ZM160 56V57H161ZM190 56H192L193 57V55H190ZM201 56H204V55H201ZM206 56V55H205ZM210 56V55H209ZM232 56V55H231ZM231 56H230V58H231ZM241 56V55H240ZM248 56V55H247ZM256 56V55H255ZM63 57V56H62ZM82 57V56H81ZM101 57H102V55H101ZM129 57V56H128ZM143 57V56H142ZM156 57V56H155ZM163 57H165V56H163ZM185 57H186V55H185ZM206 57H208V55L206 56ZM213 57H214V55H213ZM213 57H212V59H213ZM226 57V56H225ZM233 57V56H232ZM239 56H237V58H238ZM38 58V57H37ZM70 58H72V57H70ZM79 58H80V56H79ZM78 58V60H81V59H79ZM84 58V57H83ZM88 58V57H87ZM98 58V57H97ZM127 58V57H126ZM125 58V59H126ZM130 58V57H129ZM138 58V57H137ZM149 58V57H148ZM172 58V57H171ZM174 58V57H173ZM176 58V57H175ZM182 58V57H181ZM183 58H184V56H183ZM188 58V57H187ZM199 58V57H198ZM221 58V57H220ZM224 58V57H223ZM229 58V60H231ZM245 58V57H244ZM67 59V58H66ZM103 59V58H102ZM107 59V58H106ZM121 59H122V57H121ZM134 59V58H133ZM152 59H153V57H152ZM157 59V58H156ZM165 59V58H164ZM179 59V58H178ZM201 60H202V57L200 58ZM208 59H210V58H208ZM236 59V58H235ZM38 60V59H37ZM71 60V59H70ZM84 60V59H83ZM91 60V59H90ZM120 60V59H119ZM139 60V59H138ZM137 60V61H138ZM151 60V59H150ZM162 60V59H161ZM169 60V59H168ZM176 61V63H177V59H175ZM187 60V59H186ZM198 60V59H197ZM196 60V61H197ZM200 60V61H201ZM263 60V59H262ZM64 61V60H63ZM67 61H69L68 59H67ZM76 61V60H75ZM92 61H93V59H92ZM101 61V60H100ZM126 61V60H125ZM154 61V60H153ZM170 61V60H169ZM183 61V60H182ZM212 61V60H211ZM211 61L208 63V65L211 63ZM215 61H217V60H215ZM219 61V60H218ZM221 61V60H220ZM234 61V60H233ZM246 61V60H245ZM259 61V60H258ZM65 62V61H64ZM79 62V61H78ZM88 62V61H87ZM99 62V61H98ZM136 62V61H135ZM135 62H133V63H135ZM151 62V61H150ZM158 62V61H157ZM156 62V63H157ZM172 62V61H171ZM179 62H181V61H179ZM185 62V61H184ZM190 62H191V60H190ZM192 62H194V61H192ZM206 62V61H205ZM225 62V61H224ZM226 62H227V60H226ZM225 62V63H226ZM229 62H231V61H229ZM252 62H253V60H252ZM68 63H70V62H68ZM80 63H82V62H80ZM85 63V62H84ZM94 63V62H93ZM146 63V62H145ZM151 63H153V62H151ZM228 63V62H227ZM52 64V63H51ZM63 64V63H62ZM66 64V63H65ZM100 64V63H99ZM104 64V63H103ZM114 64V63H113ZM136 64V63H135ZM178 64V63H177ZM185 64V63H184ZM201 64V63H200ZM204 64V63H203ZM220 64V63H219ZM232 64V63H231ZM48 65V64H47ZM73 65V64H72ZM77 65V64H76ZM79 65V64H78ZM101 65V64H100ZM146 65H147V63H146ZM159 65V64H158ZM161 65V67H163L162 65H164V64H160ZM166 65V64H165ZM193 65V64H192ZM213 65V64H212ZM211 65V66H212ZM225 65V64H224ZM246 65V64H245ZM53 66H54V64H53ZM57 66V65H56ZM119 66H120V64H119ZM139 66V65H138ZM138 66H136V67H138ZM151 66V65H150ZM156 66V65H155ZM184 66V65H183ZM191 66V65H190ZM201 66V65H200ZM204 66V65H203ZM207 66V65H206ZM206 66H204V67H206ZM223 66V65H222ZM230 66V65H229ZM232 66V65H231ZM241 66V65H240ZM246 66H248V65H246ZM259 66H260V64H259ZM36 67V66H35ZM52 67V66H51ZM62 67V66H61ZM75 67H77V66H75ZM91 67V66H90ZM106 67V66H105ZM135 67V66H134ZM152 67V66H151ZM31 68H32V70H31ZM64 68V67H63ZM67 68V67H66ZM78 68V67H77ZM77 68H76V70H77ZM95 68V67H94ZM99 68V67H98ZM101 68V67H100ZM113 68H114V66H113ZM127 68V67H126ZM130 68V67H129ZM166 68V67H165ZM169 68V67H168ZM185 68V67H184ZM193 68V67H192ZM214 68V67H213ZM233 68V67H232ZM242 68V67H241ZM51 69V68H50ZM71 69V68H70ZM73 69V68H72ZM97 69V68H96ZM155 69V68H154ZM161 69V68H160ZM217 69V68H216ZM221 69V68H220ZM224 69V68H223ZM226 69V68H225ZM38 70V69H37ZM76 70H74V71H76ZM95 70V69H94ZM101 70H102V68H101ZM131 70V69H130ZM134 70H138V68L137 69H134ZM159 70V69H158ZM158 70L157 71H155V72H158ZM170 70V69H169ZM188 70V69H187ZM230 70V69H229ZM234 70V69H233ZM241 70H243V69H241ZM32 71V72H31ZM35 71L36 70H34V72L33 73H35ZM58 71V70H57ZM59 71H61V73L63 72L62 71V69L61 70H59ZM64 71H66V70H64ZM90 71H91V69H90ZM98 71V69L96 70V72ZM102 71H104V70H102ZM122 71H123V68H122ZM140 71V70H139ZM209 71V70H208ZM232 71V70H231ZM89 72V71H88ZM88 72H87V74H88ZM92 72V71H91ZM91 72H89V73H91ZM99 72V71H98ZM131 72V71H130ZM136 72V71H135ZM134 72V73H135ZM187 72V71H186ZM190 72V71H189ZM213 72V71H212ZM229 72V71H228ZM251 72V71H250ZM249 72V73H250ZM32 73V74H33ZM41 73H42V71H41ZM53 73H54V70H53ZM100 73H101V71H100ZM103 73V72H102ZM129 73V72H128ZM132 73V72H131ZM137 73V72H136ZM143 73V72H142ZM162 73V72H161ZM160 73V74H161ZM203 73H204V71H203ZM215 73V72H214ZM213 73V74H214ZM223 73V72H222ZM232 73V72H231ZM248 73V74H249ZM254 73V72H253ZM36 74V73H35ZM51 74V73H50ZM49 74V75H50ZM56 74V73H55ZM60 74V73H59ZM73 74V73H72ZM93 74V73H92ZM105 74V73H104ZM103 74V75H104ZM113 74V73H112ZM154 74V73H153ZM201 74V73H200ZM206 74V73H205ZM204 74V75H205ZM221 74V73H220ZM233 74H235V73H233ZM248 74L246 75V76H248ZM46 75H48V74H46ZM48 75V76H49ZM62 74H60V76H61ZM86 75V74H85ZM94 75V74H93ZM139 75V74H138ZM176 76L178 75V74H175ZM186 75V74H185ZM219 75V74H218ZM217 75V76H218ZM238 75V74H237ZM242 75V74H241ZM251 75V74H250ZM51 76V75H50ZM79 76V75H78ZM83 76H84V73H83ZM92 76V75H91ZM90 76V77H91ZM135 76V75H134ZM140 76V75H139ZM150 76V75H149ZM156 76V73H155V75H154V77ZM161 76H163V75H161ZM168 76V75H167ZM179 76V75H178ZM205 76H207V74L205 75ZM210 76V75H209ZM252 76V75H251ZM47 77V76H46ZM57 77H58V75H57ZM70 77V76H69ZM87 77V76H86ZM100 77V76H99ZM157 77V76H156ZM182 77H184V76H182ZM198 77V76H197ZM203 77V76H202ZM219 77H220V75H219ZM51 78H53L52 76H51ZM66 78V77H65ZM93 78H94V76H93ZM96 78V77H95ZM106 78V77H105ZM143 78V77H142ZM142 78H140V79H142ZM160 78V77H159ZM174 78H175V76H174ZM181 78V77H180ZM207 78V77H206ZM214 79H215V77H213ZM223 78V77H222ZM224 78H225V76H224ZM229 77H227V79H228ZM231 78V77H230ZM250 78V77H249ZM83 79V78H82ZM108 79V78H107ZM148 79V78H147ZM146 79V80H147ZM154 79V78H153ZM157 79H158V77H157ZM167 79V78H166ZM177 79V78H176ZM176 79H174V80H176ZM186 79V78H185ZM189 79V78H188ZM196 79V77L193 79V80H195ZM211 79V78H210ZM213 79V80H214ZM56 80V79H55ZM76 80H78V79H76ZM88 80V79H87ZM102 80V79H101ZM109 80V79H108ZM135 80V79H134ZM151 80V79H150ZM179 80H181V79H179ZM178 79H177V81H179ZM184 80V79H183ZM191 80V79H190ZM199 80H200V78H199ZM206 80V79H205ZM204 80V81H205ZM212 80V79H211ZM64 81V80H63ZM79 81V80H78ZM104 80H102L101 81V83L103 82ZM105 81H107V80H105ZM105 81H104V83H105ZM130 81V80H129ZM142 81V80H141ZM160 81V80H159ZM189 81V80H188ZM219 81V80H218ZM220 81H221V79H220ZM232 81V80H231ZM244 81V80H243ZM247 81V80H246ZM250 81H251V79H250ZM249 81V82H250ZM75 82V81H74ZM89 82V81H88ZM92 82V81H91ZM91 82H90V84H91ZM138 82V81H137ZM147 82V81H146ZM152 82V81H151ZM155 82V81H154ZM172 82V81H171ZM197 82V81H196ZM213 82V81H212ZM217 82V81H216ZM223 82V81H222ZM50 83H52V82H50ZM57 83H58V81H57ZM82 83V82H81ZM100 83V82H99ZM110 83H112L111 81H110ZM123 83H124V81H123ZM134 83V82H133ZM142 83V82H141ZM158 83V82H157ZM168 83V82H167ZM202 83H205V82H202ZM219 83V82H218ZM230 83H232V82H230ZM241 83V82H240ZM247 83V82H246ZM245 83V84H246ZM252 83H254V82H252ZM251 83V84H252ZM53 84V83H52ZM77 83H75V85H76ZM82 84H84V83H82ZM81 84V85H82ZM118 84V83H117ZM126 84H128L127 82H126ZM177 84V83H176ZM180 84V83H179ZM189 84V83H188ZM198 84V83H197ZM50 85V84H49ZM55 85V84H54ZM66 85V84H65ZM68 85V84H67ZM73 85V84H72ZM86 85V84H85ZM96 85H97V83H96ZM99 85V84H98ZM116 85V84H115ZM141 85V84H140ZM150 85V84H149ZM154 85H156V84H154ZM166 85V84H165ZM218 85V84H217ZM231 85V84H230ZM262 85V84H261ZM261 85H259L260 87H262V89H263V86H261ZM56 86H57V84H56ZM59 86V85H58ZM61 86V85H60ZM77 86V85H76ZM75 86V87H76ZM131 86V85H130ZM139 86V85H138ZM196 86V85H195ZM201 86H204V85H201ZM232 86V85H231ZM48 87H50V86H48ZM63 87V86H62ZM73 87H74V85H73ZM74 87V88H75ZM102 87V86H101ZM141 87V86H140ZM139 87V88H140ZM186 87V86H185ZM216 87V86H215ZM218 87H219V85H218ZM244 87V86H243ZM255 87H257V86H255ZM259 87V88H260ZM59 89V87H54V89ZM78 88V87H77ZM81 88H83V86L81 87ZM85 88V87H84ZM94 88V87H93ZM103 88V87H102ZM105 88V87H104ZM114 88V87H113ZM117 88V87H116ZM115 88V90H117ZM138 88V87H137ZM139 88H138V90H139ZM146 88V87H145ZM222 88V87H221ZM229 88V87H228ZM231 88V87H230ZM233 88V87H232ZM28 89V90H27ZM52 89V88H51ZM53 89V90H54ZM55 89V90H56ZM86 89V88H85ZM112 89V88H111ZM144 89V88H143ZM207 89V88H206ZM209 89V88H208ZM258 89V88H257ZM256 89V90H257ZM53 90H51V91H53ZM60 90V89H59ZM63 90H65V89H63ZM69 90V89H68ZM92 90V89H91ZM165 90V89H164ZM229 90V89H228ZM234 90V89H233ZM239 90H241V89H239ZM62 91V90H61ZM66 91V90H65ZM73 91H74V89H73ZM79 91V90H78ZM87 91V90H86ZM93 91V90H92ZM149 91V90H148ZM148 91H146V92H148ZM151 91V90H150ZM157 91V90H156ZM181 91V90H180ZM253 91V90H252ZM255 91V90H254ZM253 91V92H254ZM18 92V91H17ZM42 92V91H41ZM54 92V91H53ZM59 92V91H58ZM83 92V91H82ZM111 92V91H110ZM129 92H130V90H129ZM164 92H166V91H164ZM219 92V91H218ZM259 92V91H258ZM13 93V92H12ZM32 93V92H31ZM52 93V92H51ZM63 93H64V91H63ZM108 93V92H107ZM125 93V92H124ZM155 93V92H154ZM153 92H152V94H154ZM193 93V92H192ZM191 93V94H192ZM250 93H251V91H250ZM257 92H255V94H256ZM17 94V93H16ZM30 94V93H29ZM82 94V93H81ZM85 94H86V92H85ZM84 94V95H85ZM111 94V93H110ZM117 94V93H116ZM119 94V93H118ZM117 94V95H118ZM157 94V93H156ZM182 94V93H181ZM215 94V93H214ZM260 94H262V93H260ZM40 95V94H39ZM45 95V94H44ZM48 95V94H47ZM64 95H65V93H64ZM83 95V94H82ZM129 95H130V93H129ZM133 95V94H132ZM134 95H136V94H134ZM147 95V94H146ZM158 95V94H157ZM180 95V94H179ZM195 95V94H194ZM215 95H217V94H215ZM238 95V94H237ZM253 95V94H252ZM6 96V95H5ZM10 96V95H9ZM32 96V95H31ZM81 96V95H80ZM101 96V95H100ZM140 96V95H139ZM218 96V95H217ZM245 96V95H244ZM260 96V95H259ZM262 96V95H261ZM39 97V96H38ZM47 97V96H46ZM77 97V96H76ZM96 97V96H95ZM119 97H120V95H119ZM135 97V96H134ZM249 97V96H248ZM3 98V97H2ZM9 98V97H8ZM10 98H12V97H10ZM34 98V97H33ZM45 98V97H44ZM70 98V97H69ZM107 98H108V96H107ZM110 98H112V97H110ZM114 98V97H113ZM137 98H138V96H137ZM155 98V97H154ZM157 98V97H156ZM184 98V97H183ZM188 98V97H187ZM204 98H207L206 97V95H205V97ZM204 98H203V100H204ZM210 98V97H209ZM218 98V97H217ZM235 98V97H234ZM245 98V97H244ZM254 98V97H253ZM35 100H36V98H34ZM43 99V98H42ZM83 99H84V97H83ZM151 99V98H150ZM192 99V98H191ZM249 99V98H248ZM247 99V100H248ZM259 99V98H258ZM11 100V99H10ZM22 100H23V97H22ZM53 100H55V99H53ZM65 100V99H64ZM109 100V99H108ZM135 100V99H134ZM140 100L142 101V98H140ZM148 100V99H147ZM202 100V101H203ZM217 100V99H216ZM13 101V100H12ZM12 101H10V102H12ZM63 101V100H62ZM106 101V100H105ZM120 101V100H119ZM140 101V102H141ZM187 101V100H186ZM263 101V100H262ZM261 101V102H262ZM3 102V101H2ZM1 101H0V110H1V105H3V103H2ZM17 102V101H16ZM15 102V103H16ZM36 101H34V103H35ZM38 102V101H37ZM37 102H36V104H37ZM67 102V101H66ZM92 102H93V100H92ZM91 102V103H92ZM118 102V101H117ZM122 102H123V99H122ZM150 102V101H149ZM152 102V101H151ZM200 102V101H199ZM218 102V101H217ZM233 102V101H232ZM231 102V103H232ZM254 102V101H253ZM253 102H252V104H253ZM256 102V101H255ZM5 103V102H4ZM8 103V102H7ZM15 103H11V104H15ZM43 103V102H42ZM99 103V102H98ZM107 103V102H106ZM18 104V103H17ZM23 104V103H22ZM53 104V103H52ZM117 104V103H116ZM123 104H125V103H123ZM151 104V103H150ZM194 104V103H193ZM192 104V105H193ZM196 104V103H195ZM212 104V103H211ZM236 104V103H235ZM239 104H241V103H239ZM41 105V104H40ZM46 105V104H45ZM146 104L144 103V106H145ZM222 105V104H221ZM225 105V104H224ZM232 105H233V103H232ZM231 105V106H232ZM51 106H53V105H51ZM50 106V108H53V107H51ZM148 106V105H147ZM208 106V105H207ZM230 106V105H229ZM237 106H238V104H237ZM3 107V106H2ZM7 107V106H6ZM67 107V106H66ZM106 107V106H105ZM193 107H196L195 105L193 106ZM199 107V106H198ZM201 107V106H200ZM226 107V106H225ZM233 107H234V105H233ZM253 107V106H252ZM262 107V106H261ZM3 108H5V107H3ZM9 108H11V107H9ZM14 108V107H13ZM12 108V109H13ZM20 108V107H19ZM45 108V107H44ZM49 108V107H48ZM48 108H45V110L47 109L48 110ZM135 108V107H134ZM143 108V107H142ZM160 108V107H159ZM197 108V107H196ZM195 108V109H196ZM204 108V107H203ZM224 108V107H223ZM236 108V107H235ZM234 108V109H235ZM245 108V107H244ZM244 108H242V110L244 109ZM6 109V108H5ZM17 109V108H16ZM25 109V108H24ZM35 109V108H34ZM82 109V108H81ZM100 109V108H99ZM144 109V108H143ZM142 109V110H143ZM161 109H162V107H161ZM238 109V108H237ZM236 109V110H237ZM248 109V108H247ZM11 110V109H10ZM18 110V109H17ZM42 110V109H41ZM61 110V109H60ZM104 110V109H103ZM163 110V109H162ZM198 110V109H197ZM200 110V109H199ZM220 110V109H219ZM226 110H227V108H226ZM249 110V109H248ZM3 111H5V110H3ZM24 111V110H23ZM27 111V110H26ZM28 111H29V109H28ZM34 111V110H33ZM43 111V110H42ZM41 111V112H42ZM97 111H99L98 109H97ZM104 111H106V110H104ZM128 111V110H127ZM144 111V110H143ZM204 111V110H203ZM217 111V110H216ZM215 111V112H216ZM231 111H232V109H231ZM239 111V110H238ZM246 111V110H245ZM253 111V110H252ZM2 112V111H1ZM0 112V113H1ZM13 110H11L10 111V113L8 114V116H10V117H13ZM31 112H32V110H31ZM45 112V111H44ZM43 112V113H44ZM100 112V111H99ZM158 112H159V110H158ZM226 112V111H225ZM3 113V112H2ZM42 113V114H43ZM96 113H98V112H96ZM108 113V112H107ZM128 113V112H127ZM137 113V112H136ZM139 113V112H138ZM160 113V112H159ZM198 113H199V115H201L200 114V111H198ZM205 113V112H204ZM229 113V112H228ZM246 113V112H245ZM244 113V114H245ZM256 113V112H255ZM258 113V112H257ZM15 114V113H14ZM25 114H27V113H25ZM25 114H24V116H25ZM41 114V115H42ZM49 114V113H48ZM62 114V113H61ZM60 114V115H61ZM109 114V113H108ZM113 114H115V113H113ZM126 114V113H125ZM154 114H155V112H154ZM160 114H163V113H160ZM210 114H212V113H210ZM248 114V113H247ZM259 114V113H258ZM21 115V114H20ZM19 115V116H20ZM28 115V114H27ZM58 115H59V113H58ZM92 115V114H91ZM94 115V114H93ZM97 115V114H96ZM106 115V114H105ZM126 115H128V114H126ZM203 115V114H202ZM209 115V114H208ZM261 115V114H260ZM1 116V115H0ZM22 116V115H21ZM29 116V115H28ZM27 116V117H28ZM31 116V115H30ZM32 116H34V113H33V115ZM111 115H109V117H110ZM115 116V115H114ZM114 116H111V117H114ZM134 116V115H133ZM229 116V115H228ZM253 116H255V115H253ZM6 117H7V115H6ZM16 117H18L17 116V114H16ZM57 117V116H56ZM89 117V116H88ZM94 117V116H93ZM99 117V116H98ZM101 117V116H100ZM102 117H103V115H102ZM124 117V116H123ZM138 117V116H137ZM154 117V116H153ZM210 118H211V116H209ZM264 117V116H263ZM4 118V117H3ZM2 118V119H3ZM14 118V117H13ZM19 118V117H18ZM22 118V117H21ZM24 118V117H23ZM26 118V117H25ZM33 118V117H32ZM95 118V117H94ZM105 118V117H104ZM133 118L134 117H132V120H133ZM143 118V117H142ZM155 118H157V117H155ZM168 118H169V116H168ZM168 118H166V119H168ZM255 118V117H254ZM253 118V119H254ZM8 119V118H7ZM12 119V118H11ZM20 119V118H19ZM98 119V118H97ZM107 119V118H106ZM114 119V118H113ZM120 119V118H119ZM163 119V118H162ZM175 119V118H174ZM240 119V118H239ZM257 119V118H256ZM27 121L28 120H30V117H29V119H26ZM101 120V119H100ZM128 120V119H127ZM207 120V119H206ZM2 121V120H1ZM6 121V120H5ZM10 121V120H9ZM15 121V120H14ZM59 121H61V120H59ZM63 121V120H62ZM98 121V120H97ZM102 121V120H101ZM108 121V120H107ZM106 121V123H109V122H107ZM119 121H121V120H119ZM135 121H137V119L135 120ZM154 121V120H153ZM156 121H157V119H156ZM167 121H169V120H167ZM219 121V120H218ZM257 121V120H256ZM7 122V121H6ZM16 122H18V121H16ZM39 122V121H38ZM105 122V121H104ZM116 122V121H115ZM126 122V121H125ZM145 122V121H144ZM148 122V121H147ZM160 122V121H159ZM177 122V121H176ZM187 122V121H186ZM223 122V120H222V117H221V123ZM251 122V121H250ZM264 122V121H263ZM59 123V122H58ZM98 123H100V122H98ZM118 123V122H117ZM157 123V122H156ZM38 124V123H37ZM61 124V123H60ZM60 124H58V125H60ZM110 124V123H109ZM108 124V125H109ZM121 124V123H120ZM174 124V123H173ZM218 124H220L219 122H218ZM3 125H5V123L3 124ZM14 125V124H13ZM54 125V124H53ZM93 125V124H92ZM91 125V126H92ZM115 125H117V124H115ZM125 125V124H124ZM159 125V124H158ZM184 124H182L181 126H183ZM260 125V124H259ZM11 127H12V125H10ZM21 126V125H20ZM48 126V125H47ZM46 126V127H47ZM75 126H76V124H75ZM102 127H103V125H101ZM104 126H105V123H104ZM112 126V125H111ZM111 126H108V127H111ZM118 126V125H117ZM123 126V125H122ZM127 126V125H126ZM152 126V125H151ZM154 126V125H153ZM171 126V125H170ZM261 126V125H260ZM259 126V127H260ZM263 126V125H262ZM79 127V126H78ZM99 127V126H98ZM121 127V126H120ZM163 127H164V125H163ZM184 127V126H183ZM257 127V126H256ZM5 128V127H4ZM3 128V130H5ZM27 128H29V127H27ZM51 128V127H50ZM77 128V127H76ZM83 128V127H82ZM82 128H80V129H82ZM92 128V127H91ZM106 128V127H105ZM112 128H113V126H112ZM111 128V129H112ZM115 128V127H114ZM129 128V127H128ZM151 128V127H150ZM149 128V129H150ZM176 128H179V127H176ZM181 128V127H180ZM17 129V128H16ZM47 129V128H46ZM78 129V128H77ZM76 129V130H77ZM99 129V128H98ZM97 129V130H98ZM154 129H155V127H154ZM169 129V128H168ZM175 129V128H174ZM51 130V129H50ZM92 130V129H91ZM108 130V129H107ZM110 130V129H109ZM114 130V129H113ZM121 130V129H120ZM124 130V129H123ZM125 130H128V129H125ZM157 130V129H156ZM155 130V131H156ZM167 130V129H166ZM176 130V129H175ZM258 130V129H257ZM7 131V130H6ZM47 131V130H46ZM55 131H56V129H55ZM60 131V130H59ZM116 131V130H115ZM115 131H113V132H115ZM135 131V130H134ZM147 131V130H146ZM151 131V130H150ZM170 131V130H169ZM184 131V130H183ZM51 132V131H50ZM65 132V131H64ZM101 133H104L103 132V130L102 131H100ZM112 132V131H111ZM165 132V131H164ZM186 132V131H185ZM254 132H255V130H254ZM256 132H258V131H256ZM255 132V133H256ZM20 133H22V132H20ZM23 133H25V132H23ZM40 133H42L43 134V132H40ZM77 133V132H76ZM107 133V132H106ZM109 133V132H108ZM123 133V132H122ZM134 133V132H133ZM149 133V132H148ZM160 133V132H159ZM187 133V132H186ZM9 133H5L4 135H3V132H1V128H0V141L4 138V140H10L9 139V135H8ZM44 134H45V132H44ZM65 134V133H64ZM80 134H82L81 133V131H80ZM110 134V133H109ZM128 134H130L129 133V130H128ZM154 135L156 134V133H153ZM152 134V135H153ZM178 134V133H177ZM182 134H184V133H182ZM19 135H21L22 136V134H19ZM101 136H102V134H100ZM106 135V134H105ZM135 135V134H134ZM137 135V134H136ZM154 135H153V137H154ZM159 135V134H158ZM165 135V134H164ZM163 135V136H164ZM180 135V134H179ZM187 135V134H186ZM186 135H184V136H186ZM15 136V135H14ZM25 136V135H24ZM57 136V135H56ZM63 136V135H62ZM75 136V135H74ZM76 136H78V135H76ZM169 136V135H168ZM3 137V138H2ZM19 137V136H18ZM41 137H43V138H45L44 137V135L43 136H41ZM49 137H50V135H49ZM110 137H114L113 135H111ZM115 137H116V135H115ZM133 137V136H132ZM152 137V136H151ZM166 137V136H165ZM256 137V136H255ZM260 137V136H259ZM13 138V137H12ZM15 138V137H14ZM22 138V137H21ZM48 138V137H47ZM62 138V137H61ZM77 138V137H76ZM102 138V137H101ZM105 138V137H104ZM125 138V137H124ZM138 138V137H137ZM143 138H145V136H143ZM155 138V137H154ZM153 138V139H154ZM157 138V137H156ZM170 138V137H169ZM253 138V137H252ZM261 138V137H260ZM25 139V138H24ZM60 139V138H59ZM140 139H142V138H140ZM146 139V138H145ZM148 139V138H147ZM153 139H151V140H153ZM185 139V138H184ZM12 140V139H11ZM19 140V139H18ZM21 140V139H20ZM22 140H23V138H22ZM31 139H29V141H30ZM46 140V139H45ZM95 140V139H94ZM102 140V139H101ZM135 140V139H134ZM143 140V139H142ZM155 140V139H154ZM175 140H177V139H175ZM174 140V141H175ZM180 140V139H179ZM186 140V139H185ZM5 141V142H6ZM17 141V140H16ZM24 141V140H23ZM25 141H28V140H26L25 139ZM24 141V142H25ZM40 141H42V139L40 140ZM56 141V140H55ZM73 141V140H72ZM136 141V140H135ZM148 141H149V139H148ZM160 141V140H159ZM183 141V140H182ZM264 141V140H263ZM262 141V142H263ZM4 142V141H3ZM24 142H22L21 141V143H24ZM31 142V141H30ZM29 142V143H30ZM35 142V141H34ZM53 142V141H52ZM69 141L67 140V143H68ZM75 142V141H74ZM101 142V141H100ZM104 142V141H103ZM125 142V141H124ZM180 142V141H179ZM184 142V141H183ZM186 142H188V141H186ZM9 143V142H8ZM20 143V142H19ZM19 143H16V144H19ZM31 143H33V142H31ZM46 143V142H45ZM57 143V142H56ZM60 143V142H59ZM63 143V142H62ZM76 143V142H75ZM128 143V142H127ZM131 143V142H130ZM178 143V142H177ZM238 143V142H237ZM5 144V143H4ZM36 144H37V142H36ZM71 144V143H70ZM93 144V143H92ZM109 144V143H108ZM113 144V143H112ZM172 144V143H171ZM242 144H244V142L242 141ZM257 144V143H256ZM255 144V145H256ZM262 144V143H261ZM10 145V144H9ZM25 145V144H24ZM27 145V144H26ZM25 145V146H26ZM35 145V144H34ZM38 145V144H37ZM40 145V144H39ZM54 145V144H53ZM57 145V144H56ZM63 145H64V143H63ZM72 145V144H71ZM71 145H69V147H71ZM105 145V144H104ZM103 145V146H104ZM142 145V144H141ZM144 145V144H143ZM149 145V144H148ZM173 145H174V143H173ZM188 145V144H187ZM252 145H254V144H252ZM255 145H254V147H255ZM263 145V144H262ZM12 146H14V144L12 143ZM23 146V145H22ZM25 146H23V147H25ZM33 146V145H32ZM66 146V145H65ZM68 146V145H67ZM93 146H94V144H93ZM120 146V145H119ZM123 146V145H122ZM126 146H127V144H126ZM172 146V145H171ZM185 146V145H184ZM203 146V145H202ZM1 147V146H0ZM10 147H11V145H10ZM15 147V146H14ZM27 147V146H26ZM35 147V146H34ZM51 147H53V146H51ZM57 148H58V146H56ZM55 147V148H56ZM110 147V146H109ZM124 147V146H123ZM138 147V146H137ZM174 147V146H173ZM201 147V146H200ZM212 147V146H211ZM240 147V146H239ZM17 148H18V146H17ZM19 148H21L20 146H19ZM18 148V149H19ZM43 148V147H42ZM48 148H50V147H48ZM90 148H92V146L90 147ZM90 148H88V149H90ZM140 148V147H139ZM138 148V149H139ZM142 148V147H141ZM145 148H149V147H145ZM202 148V147H201ZM209 148V147H208ZM213 148H216V147H213ZM212 148V149H213ZM253 148V147H252ZM11 149H12V147H11ZM22 149V148H21ZM38 149V148H37ZM36 149V150H37ZM44 149V148H43ZM47 148L45 147V150H46ZM51 149V148H50ZM102 149H105L104 147L102 148ZM108 149V148H107ZM117 149H118V147H117ZM124 149V148H123ZM137 149V148H136ZM143 149V148H142ZM141 149V150H142ZM163 149V148H162ZM7 150H8V148H7ZM27 150V149H26ZM59 150H60V148H59ZM62 150V149H61ZM60 150V151H61ZM97 150V149H96ZM99 150H101V149H99ZM119 150H121V149H119ZM202 150V149H201ZM206 150V149H205ZM204 150V151H205ZM20 151V150H19ZM52 150H50V152H51ZM104 151V150H103ZM110 151V150H109ZM143 151V150H142ZM181 151V150H180ZM193 151V150H192ZM194 151H195V149H194ZM200 151V150H199ZM198 151V152H199ZM217 151V150H216ZM252 151V150H251ZM257 151V150H256ZM25 152V151H24ZM28 153H30V152H32V151H27ZM43 152V151H42ZM41 152V153H42ZM55 152H56V150H55ZM57 152H58V150H57ZM68 152V151H67ZM89 152V151H88ZM104 152H106V151H104ZM111 152V151H110ZM109 152V153H110ZM113 152V151H112ZM111 152V153H112ZM119 152V151H118ZM139 152H141V151H139ZM138 152V153H139ZM175 152V151H174ZM208 153H210L209 151H207ZM260 152H262V151H260ZM2 153H4V152H2ZM36 153V152H35ZM34 153V154H35ZM60 153V152H59ZM63 153V152H62ZM84 153V152H83ZM85 153H86V151H85ZM84 153V154H85ZM100 153H101V151H100ZM116 153V152H115ZM171 153V152H170ZM173 153V152H172ZM199 153H201V152H199ZM213 153V152H212ZM1 154V153H0ZM25 154V153H24ZM33 154V153H32ZM43 154H46L45 153V151L43 152ZM56 154V153H55ZM54 153H53V155H55ZM58 154V153H57ZM57 154L55 155L56 157H57ZM66 154V153H65ZM99 154V153H98ZM141 153H139V156H141L140 155ZM183 154V153H182ZM193 154V153H192ZM195 154H196V152H195ZM207 154V153H206ZM262 154L264 155V153L262 152ZM2 155V154H1ZM21 155H23V153H21ZM26 155V154H25ZM39 155V154H38ZM37 155V156H38ZM86 155H88L87 153H86ZM117 155V154H116ZM127 155V154H126ZM129 155V154H128ZM138 155V154H137ZM180 155V154H179ZM199 155V154H198ZM209 155V154H208ZM211 155V154H210ZM216 155V154H215ZM217 155H218V152H217ZM12 156V155H11ZM20 156V155H19ZM24 156V155H23ZM22 156V157H23ZM36 156V157H37ZM41 156V155H40ZM48 156V155H47ZM46 156V157H47ZM60 156V155H59ZM62 156V155H61ZM74 156V155H73ZM83 156V155H82ZM85 156V155H84ZM89 156H90V154H89ZM98 156H100V155H98ZM106 156H107V154H106ZM114 156V155H113ZM168 156V155H167ZM176 156H178V155H176ZM200 156V155H199ZM219 156V155H218ZM217 156V157H218ZM253 156V155H252ZM4 157V156H3ZM5 157H7V156H5ZM39 157V156H38ZM55 157V158H56ZM64 157V156H63ZM62 157V158H63ZM76 157V156H75ZM117 157V156H116ZM129 157V156H128ZM170 157V156H169ZM169 157H167V159L169 158ZM172 157V156H171ZM184 157V156H183ZM182 157V158H183ZM190 157V156H189ZM263 157V156H262ZM34 158H35V155H34ZM41 158H42V156H41ZM60 158V157H59ZM58 158V159H59ZM81 158H83V157H81ZM92 158H93V156H92ZM194 158V157H193ZM195 158H196V156H195ZM198 158V157H197ZM196 158V159H197ZM201 158V157H200ZM202 158H203V156H202ZM202 158H201V161H202ZM205 158V157H204ZM208 158V157H207ZM256 158V157H255ZM0 159H1V157H0ZM36 159V158H35ZM94 159V158H93ZM92 159V160H93ZM179 159V158H178ZM199 159V158H198ZM210 159V158H209ZM223 159V158H222ZM257 159V158H256ZM5 160V159H4ZM3 160V161H4ZM14 160V159H13ZM28 160V159H27ZM60 160V159H59ZM67 160V159H66ZM69 160H71V159H69ZM97 160H99V159H97ZM184 160V159H183ZM187 160V159H186ZM200 160V159H199ZM204 160H207V159H204ZM24 161H25V158H24ZM29 161V160H28ZM31 161V160H30ZM39 161V160H38ZM38 161H37V163H38ZM85 161H86V159H85ZM95 161V160H94ZM100 161V160H99ZM114 161V160H113ZM135 161V160H134ZM168 161V160H167ZM173 161V160H172ZM177 161V160H176ZM182 161V160H181ZM193 161H196V160H193ZM216 161V160H215ZM222 161V160H221ZM244 161V160H243ZM8 162H9V160H8ZM40 162V161H39ZM81 162V161H80ZM89 162H90V159H89ZM160 162H163V161H160ZM179 162V161H178ZM177 162V163H178ZM192 162V161H191ZM190 162V163H191ZM199 162V161H198ZM14 163H15V160H14ZM26 163V162H25ZM44 163V162H43ZM42 163V164H43ZM94 163V162H93ZM114 163V162H113ZM112 163V164H113ZM134 163V162H133ZM169 163V162H168ZM174 163V162H173ZM9 163H7V165H8ZM11 165H12V163H10ZM30 164H31V162H30ZM29 164V165H30ZM41 164V163H40ZM41 164V165H42ZM55 164V163H54ZM66 164H68V163H66ZM87 164H89V163H87ZM109 164V163H108ZM111 164V165H112ZM119 164V163H118ZM203 164V163H202ZM201 164V165H202ZM206 164H208V163H206ZM223 164V163H222ZM250 164V163H249ZM10 165V166H11ZM18 165V164H17ZM28 165V166H29ZM36 165V164H35ZM45 165V164H44ZM56 165V164H55ZM78 165V164H77ZM111 165H110V167H111ZM113 165H115V164H113ZM209 165V164H208ZM219 165V164H218ZM253 165V164H252ZM251 165V166H252ZM23 166V165H22ZM46 166V165H45ZM95 166V165H94ZM93 166V167H94ZM164 166V165H163ZM206 166V165H205ZM12 167H14V166H12ZM12 167H10V168H12ZM21 167V166H20ZM43 167V166H42ZM41 167V168H42ZM76 167V166H75ZM84 167V166H83ZM117 167V166H116ZM165 167V166H164ZM168 167V166H167ZM166 167V168H167ZM189 167V166H188ZM204 167V166H203ZM208 167V166H207ZM206 167V168H207ZM224 167V166H223ZM19 168V167H18ZM22 168V167H21ZM33 168H37V166L36 167H34L33 166ZM63 168V167H62ZM108 168V167H107ZM201 168V167H200ZM205 168V167H204ZM221 168H222V166H221ZM252 168V167H251ZM15 169H17V168H15ZM32 169V168H31ZM40 169V168H39ZM43 169H45V167L43 168ZM65 169V168H64ZM82 169V168H81ZM88 169V168H87ZM86 169V170H87ZM203 168H201V170H202ZM218 169V168H217ZM69 170V169H68ZM102 170H104V169H102ZM110 170V169H109ZM119 170V169H118ZM126 170V169H125ZM129 171H130V169H128ZM149 170V169H148ZM193 170H194V168H193ZM208 170V169H207ZM34 171V170H33ZM56 171H57V169H56ZM55 171V172H56ZM85 171V170H84ZM105 171H107V170H105ZM131 171H132V169H131ZM222 171H223V169H222ZM1 172V171H0ZM12 172V171H11ZM32 172V171H31ZM42 172V171H41ZM43 172H44V170H43ZM42 172V173H43ZM45 172H46V170H45ZM75 172H76V168H75ZM82 172H83V170H82ZM103 172V171H102ZM210 172V171H209ZM213 172V171H212ZM261 171L259 170V173H260ZM263 172V171H262ZM14 173V172H13ZM22 173V172H21ZM37 173V172H36ZM35 173V174H36ZM41 173V174H42ZM61 173H63V172H61ZM74 173V172H73ZM105 173V172H104ZM117 173V172H116ZM119 173V172H118ZM200 173V172H199ZM225 173H226V170H225ZM254 173V172H253ZM19 174V173H18ZM44 174V173H43ZM46 174V173H45ZM49 174V173H48ZM53 174V173H52ZM66 174V173H65ZM77 174V173H76ZM120 174V173H119ZM139 174V173H138ZM211 174H214V173H211ZM1 175V174H0ZM31 175V174H30ZM38 175H39V173H38ZM51 175V174H50ZM62 175V174H61ZM98 175V174H97ZM102 175V174H101ZM125 175V174H124ZM32 176V175H31ZM34 176V175H33ZM32 176V177H33ZM53 176V175H52ZM73 176H74V174H73ZM138 176V175H137ZM218 176V175H217ZM224 176V178H225V174L223 175ZM227 176V175H226ZM1 177V176H0ZM27 177V176H26ZM25 177V178H26ZM32 177H29V178H32ZM50 177V176H49ZM58 177V176H57ZM62 177V176H61ZM61 177H60V179H61ZM69 178L71 177V175L70 176H68ZM179 177V176H178ZM4 178H5V176H4ZM24 178V177H23ZM51 178V177H50ZM72 178V177H71ZM70 178V179H71ZM130 178V177H129ZM214 178V177H213ZM227 178V177H226ZM262 178V177H261ZM9 179V178H8ZM32 179H35V178H32ZM44 179V178H43ZM58 179V178H57ZM64 179V178H63ZM69 179V181H71ZM78 179V178H77ZM81 179H83V178H81ZM177 179V178H176ZM10 180V179H9ZM21 180V179H20ZM26 180V179H25ZM31 180V179H30ZM29 180V181H30ZM41 180V179H40ZM45 180V179H44ZM55 180V179H54ZM59 180V179H58ZM214 180V179H213ZM8 181V180H7ZM7 181H5V182H7ZM18 181V180H17ZM33 181V180H32ZM31 181V182H32ZM43 181V180H42ZM79 181H81V180H79ZM85 181V180H84ZM216 181V180H215ZM224 181V180H223ZM223 181H221V182H223ZM226 181V180H225ZM263 181V180H262ZM9 182V181H8ZM26 182V181H25ZM53 182H56V181H53ZM59 182V181H58ZM66 182V181H65ZM68 182V181H67ZM66 182V183H67ZM83 182V181H82ZM93 182H95V181H93ZM252 182H254V181H252ZM29 183V182H28ZM36 183V182H35ZM57 183V182H56ZM75 183H78V182H75ZM102 183V182H101ZM100 183V184H101ZM214 183V182H213ZM219 183V182H218ZM224 183V182H223ZM226 183V182H225ZM232 183V182H231ZM2 184V183H1ZM8 184V183H7ZM23 184V183H22ZM30 184V183H29ZM46 184V183H45ZM62 184V183H61ZM107 184V183H106ZM111 184V183H110ZM256 184V183H255ZM8 185H10V184H8ZM12 185V184H11ZM18 185V184H17ZM35 185V184H34ZM43 185V184H42ZM47 185V184H46ZM60 185V184H59ZM93 185V184H92ZM127 185V184H126ZM221 185V184H220ZM227 185V184H226ZM233 185V184H232ZM4 188H5V186L4 185H2ZM13 186V185H12ZM26 186V185H25ZM29 186V185H28ZM44 186V185H43ZM70 186L72 187V184H70ZM75 186V185H74ZM110 186V185H109ZM118 186V185H117ZM223 186H224V184H223ZM229 186V185H228ZM19 187V186H18ZM45 187V186H44ZM50 187V186H49ZM60 187H62V186H60ZM65 187V186H64ZM92 187V186H91ZM97 187H99V186H97ZM126 187V186H125ZM2 188V187H1ZM8 188V187H7ZM13 188V187H12ZM15 188V187H14ZM34 188V187H33ZM33 188H31L32 190H34ZM47 188H48V186H47ZM57 188H58V186H57ZM56 188V189H57ZM93 188H94V186H93ZM109 188V187H108ZM107 188V189H108ZM124 188V187H123ZM133 188V187H132ZM223 188V187H222ZM230 188H231V186H230ZM10 189V188H9ZM30 189V190H31ZM64 189V188H63ZM67 189V188H66ZM91 189V188H90ZM110 189V188H109ZM235 189V188H234ZM233 188L230 190V192H228V193H230L229 194V197L230 198H228V200L226 201L225 199V201H224V203H221V204H225V206H224V209L227 211V213H229L230 215H232V217H233V222H231V223H229L226 227H225V229L224 230H220V232H219V236H218V238H220V245L221 244H223V245H226V250H227V252L228 253H230V254H233L234 253V251L238 248V244H240V242L241 241H245V240H247V241H250V240H252V238H253V235H254V229H253V226L252 225H250V221L251 220H253L254 218H255V213L252 211V209H254L255 210V207H256V209H257V207H263L262 206V204L260 205V201L262 200H258V197L257 198H251V197H247V199L246 198H244V197H240L239 195L240 194H238L237 192H236V190H234ZM263 189H264V186H263ZM262 189V190H263ZM13 190V189H12ZM11 190V191H12ZM21 190H22V188H21ZM31 190V191H32ZM35 190H36V188H35ZM39 190V189H38ZM37 190V191H38ZM51 190V189H50ZM53 190V189H52ZM75 190V189H74ZM73 190V191H74ZM110 190H112V189H110ZM136 190V189H135ZM217 190V189H216ZM216 190H215V192H216ZM221 190V189H220ZM219 190V191H220ZM223 190H224V188H223ZM8 191V190H7ZM16 191V190H15ZM36 191V192H37ZM43 191V190H42ZM47 191V190H46ZM64 191V190H63ZM70 191V190H69ZM218 191V192H219ZM229 191V190H228ZM240 191V190H239ZM238 191V192H239ZM17 192H19L18 190H17ZM62 192V191H61ZM90 192V191H89ZM88 192V193H89ZM100 193H101V191H99ZM107 192V191H106ZM115 192H116V189H115ZM122 192H124V191H122ZM121 192V195L122 194H124V193H122ZM215 192L212 194V195H214L215 194ZM218 192H216L217 194H218ZM13 193V192H12ZM15 193V192H14ZM32 193V192H31ZM30 193V194H31ZM51 193V192H50ZM49 193V194H50ZM227 193V194H228ZM16 194V193H15ZM21 194V193H20ZM27 194H29V193H27ZM43 194V193H42ZM77 194V193H76ZM106 194V193H105ZM171 194V193H170ZM216 194V198L215 199H218V197L217 196H220L221 195V193H220V195H217ZM226 194V193H225ZM243 194V193H242ZM241 194V195H242ZM5 195V194H4ZM8 195V194H7ZM41 195V194H40ZM44 195H45V193H44ZM61 195V194H60ZM75 195V194H74ZM167 195V194H166ZM3 196V195H2ZM26 196H28V195H26ZM36 196V195H35ZM37 196H38V194H37ZM47 196V195H46ZM62 196V195H61ZM66 196V195H65ZM119 196H120V194H119ZM228 196V195H227ZM243 196H245V194H243ZM251 196V195H250ZM18 197V196H17ZM23 197V196H22ZM21 197V198H22ZM56 197H58L57 196V192H56ZM104 197V196H103ZM121 197V196H120ZM195 197H196V195H195ZM209 197H211V196H209ZM213 197V196H212ZM221 197V196H220ZM5 198V197H4ZM46 198V197H45ZM74 198V197H73ZM96 198V197H95ZM214 198V197H213ZM212 198V199H213ZM225 198H227V197H225ZM24 199V198H23ZM22 199V200H23ZM26 199V198H25ZM57 199V198H56ZM69 199V198H68ZM90 199V198H89ZM212 199H209V202L212 200ZM8 200V199H7ZM13 200V199H12ZM16 200V199H15ZM58 200V199H57ZM56 200V201H57ZM76 200V199H75ZM75 200H72V201H75ZM100 200H102V199H100ZM14 201V200H13ZM27 201V200H26ZM36 201V200H35ZM39 201V200H38ZM63 201V200H62ZM87 201V200H86ZM162 200L160 199V201L159 202H161ZM173 201V200H172ZM215 201V200H214ZM213 201V202H214ZM222 200H220V202H221ZM14 202H16V201H14ZM66 202V201H65ZM70 202V201H69ZM185 202V201H184ZM207 202V201H206ZM208 202V203H209ZM212 202V201H211ZM28 203V202H27ZM31 203V202H30ZM57 203V202H56ZM88 203V202H87ZM165 203V202H164ZM1 204V203H0ZM3 204V203H2ZM23 204H25V203H23ZM70 204V203H69ZM115 204H116V202H115ZM185 204V203H184ZM214 204V203H213ZM26 205H28V204H26ZM38 205V204H37ZM47 205H50V204H47ZM117 205V204H116ZM190 205H192V204H190ZM4 206V205H3ZM8 206V205H7ZM17 206H19L18 204H17ZM41 206V205H40ZM75 206V205H74ZM90 206V205H89ZM99 206V205H98ZM216 206V205H215ZM218 206H220L219 204H218ZM217 206V207H218ZM5 207V206H4ZM4 207H3V209H4ZM15 207H16V205H15ZM30 207V206H29ZM60 207V206H59ZM182 207V206H181ZM180 207V208H181ZM211 207V206H210ZM216 207V208H217ZM17 208V207H16ZM25 208V207H24ZM44 208V207H43ZM53 208V207H52ZM56 208V207H55ZM54 208V209H55ZM19 209H20V207H19ZM23 209V208H22ZM31 209V208H30ZM51 209V208H50ZM74 209V208H73ZM126 209V208H125ZM128 209V208H127ZM157 209V208H156ZM159 209V208H158ZM182 209H184V208H182ZM209 209V208H208ZM213 209H214V207H213ZM221 209V208H220ZM262 209V208H261ZM17 210V209H16ZM62 210V209H61ZM95 211H96V209H94ZM93 210V211H94ZM203 210H204V208H203ZM207 210V209H206ZM211 210H212V208H211ZM215 210V209H214ZM219 210V209H218ZM259 210L260 209H258V212H259ZM264 210V209H263ZM3 211V210H2ZM7 211V210H6ZM24 211H26V210H24ZM45 211V210H44ZM54 211H56V209L54 210ZM65 211V210H64ZM222 211V210H221ZM256 212H257V210H255ZM29 212V211H28ZM42 212V211H41ZM40 212V213H41ZM59 212H60V210H59ZM161 211H159V213H160ZM182 212V211H181ZM207 212H209V210L207 211ZM211 212V211H210ZM224 212V211H223ZM264 212V211H263ZM8 213V212H7ZM45 213V212H44ZM47 213V212H46ZM49 213H51V212H49ZM58 213V212H57ZM63 213H65V212H63ZM124 213V215H125V211L123 212ZM127 213V212H126ZM213 213H214V211H213ZM220 212H218V214H219ZM5 214V213H4ZM9 214V213H8ZM24 214V213H23ZM37 214H39V213H37ZM51 214H53V213H51ZM55 214V213H54ZM62 214V213H61ZM67 214V213H66ZM83 214V213H82ZM121 214V213H120ZM169 214H170V212H169ZM185 214V213H184ZM200 214V213H199ZM203 214V213H202ZM208 214V213H207ZM217 214V215H218ZM222 214V213H221ZM220 214V215H221ZM1 215V214H0ZM7 215V214H6ZM40 215V214H39ZM39 215L37 216L38 218H39ZM60 214H58V216H59ZM69 215V214H68ZM78 215V214H77ZM81 215V214H80ZM206 215V214H205ZM215 215V214H214ZM217 215H215V216H217ZM264 215V214H263ZM47 216V215H46ZM53 217H54V215H52ZM179 216V215H178ZM204 216V215H203ZM207 216V215H206ZM210 216H212V214L210 215ZM209 216V217H210ZM2 217H3V215H2ZM8 217V216H7ZM7 217H6V219H7ZM12 217V216H11ZM10 217V218H11ZM15 217V216H14ZM52 217V218H53ZM66 217H67V215H66ZM91 217V216H90ZM120 217V216H119ZM145 217V216H144ZM176 217V216H175ZM180 217V216H179ZM199 217V216H198ZM208 217V216H207ZM9 218V217H8ZM22 218V217H21ZM26 218H27V216H26ZM30 218H31V216H30ZM44 218V217H43ZM49 218V217H48ZM64 218V217H63ZM87 218H89V217H87ZM178 218V217H177ZM231 218V217H230ZM264 218V217H263ZM262 218V219H263ZM19 219V218H18ZM66 219V218H65ZM67 219H68V217H67ZM199 219H201V218H199ZM205 219V218H204ZM216 219H218V218H216ZM259 219H261V218H259ZM258 219V220H259ZM12 220V219H11ZM21 220H23V219H21ZM20 220V221H21ZM35 220V219H34ZM33 220V221H34ZM37 220V219H36ZM57 220H58V218H57ZM64 220V219H63ZM70 220H72V219H70ZM209 220V219H208ZM231 220V219H230ZM32 221V222H33ZM43 220H41V222H42ZM52 221V220H51ZM74 221V220H73ZM175 221H177V219L175 220ZM196 221H198V220H196ZM201 221V220H200ZM204 221H206V220H204ZM204 221H202V222H204ZM211 221V220H210ZM222 221V220H221ZM261 221V220H260ZM7 222V221H6ZM57 222V221H56ZM71 222V221H70ZM178 222V221H177ZM199 222V221H198ZM197 222V223H198ZM9 223V222H8ZM7 223V224H8ZM27 223V222H26ZM31 223V222H30ZM50 223V222H49ZM53 223V222H52ZM65 223V222H64ZM67 223V222H66ZM69 223V222H68ZM76 223V222H75ZM74 223V224H75ZM140 223V222H139ZM261 222H259L258 224H260ZM14 224V223H13ZM22 224H24V223H21V225ZM73 224V225H74ZM173 224H175V223H173ZM200 224H202V223H200ZM199 224V225H200ZM251 224H252V222H251ZM262 224H263V222H262ZM1 225V224H0ZM3 225V224H2ZM10 225H12L11 223H10ZM32 225V224H31ZM30 225V226H31ZM34 225V224H33ZM64 225H66V224H64ZM69 225H70V223H69ZM153 225V224H152ZM176 225V224H175ZM211 223H210V227H211ZM247 225H249V226H247ZM7 226V225H6ZM5 226V227H6ZM36 226V225H35ZM40 226H41V224H40ZM174 226V225H173ZM172 226V227H173ZM260 226V225H259ZM21 227V226H20ZM47 227V226H46ZM60 227V226H59ZM75 227V226H74ZM86 227V226H85ZM108 227V226H107ZM154 227V226H153ZM198 227V226H197ZM202 227V226H201ZM30 229H31V227H29ZM36 228V227H35ZM66 228V227H65ZM72 228H73V226H72ZM71 228V229H72ZM119 228V227H118ZM180 228V227H179ZM212 228V227H211ZM261 228V227H260ZM6 229V228H5ZM52 229H54L53 227H52ZM51 229V230H52ZM67 229V228H66ZM75 229V228H74ZM73 229V230H74ZM79 229V228H78ZM78 229H75V230H78ZM84 229V228H83ZM89 229V228H88ZM104 229V228H103ZM154 229V228H153ZM171 229V228H170ZM174 229V228H173ZM38 230V229H37ZM60 230V229H59ZM75 230H74V232H75ZM85 230V229H84ZM179 230V229H178ZM194 230H195V228H194ZM209 230H210V228H209ZM208 230V231H209ZM212 230V229H211ZM4 231V230H3ZM11 231V230H10ZM46 231V230H45ZM53 231V230H52ZM55 231V230H54ZM61 231H63V229L61 230ZM65 231V230H64ZM88 231V230H87ZM110 231H112V230H110ZM193 231V230H192ZM264 231V230H263ZM34 232H35V230H34ZM48 232V231H47ZM51 232V231H50ZM73 232V233H74ZM80 232V231H79ZM196 232V231H195ZM195 232H193V233H195ZM204 232H205V230H204ZM203 232V233H204ZM209 232H211V231H209ZM216 232V231H215ZM257 232H258V230H257ZM7 233V232H6ZM19 233V232H18ZM60 233V232H59ZM61 233H63V232H61ZM72 233V234H73ZM113 233V232H112ZM172 233V232H171ZM173 233H174V231H173ZM172 233V234H173ZM192 233V234H193ZM202 233V234H203ZM228 233V234H227ZM36 234V233H35ZM46 234V233H45ZM49 234V233H48ZM68 234V233H67ZM75 234V233H74ZM84 234V233H83ZM175 234V233H174ZM258 234V233H257ZM264 234V233H263ZM24 235H25V233H24ZM29 235V234H28ZM33 235V234H32ZM42 235V234H41ZM50 235H51V233H50ZM58 235V234H57ZM56 235V236H57ZM81 235V234H80ZM85 235V234H84ZM83 235V236H84ZM89 235V234H88ZM112 235V234H111ZM176 235V234H175ZM195 235V234H194ZM204 235V234H203ZM228 236L229 237V240H225V239H223L222 238V236ZM34 236V235H33ZM39 236V235H38ZM43 236V235H42ZM52 236V235H51ZM82 236V235H81ZM170 236V235H169ZM178 236V235H177ZM190 236H192V235H190ZM205 236V235H204ZM203 236V237H204ZM258 236H259V234H258ZM5 237V236H4ZM3 237V238H4ZM13 237V236H12ZM27 237V236H26ZM48 238H49V236H47ZM55 236H54V234H53V238H54ZM59 237V236H58ZM89 237V236H88ZM151 237V236H150ZM200 237H201V234H200ZM199 237V238H200ZM208 237H211V236H208ZM263 237V236H262ZM34 238V237H33ZM42 238V237H41ZM52 238V239H53ZM68 238H69V236H68ZM83 238V237H82ZM81 238V239H82ZM85 238V237H84ZM87 238V237H86ZM96 238V237H95ZM188 238V237H187ZM191 238V237H190ZM260 238V237H259ZM50 239V238H49ZM60 238H58V240H59ZM80 239V240H81ZM147 239H149V238H147ZM203 239V238H202ZM258 239V238H257ZM20 240V239H19ZM23 240V239H22ZM30 240L32 241V238H30ZM34 240H36L35 238H34ZM42 240V239H41ZM57 240V239H56ZM55 240V241H56ZM64 240V239H63ZM62 240V241H63ZM80 240H79V238H78V242L80 243ZM84 240V239H83ZM94 240V239H93ZM194 240V239H193ZM215 240V239H214ZM263 240V239H262ZM5 241H7V239L5 240ZM9 241V240H8ZM12 241H13V239H12ZM26 241V240H25ZM46 241H48V240H46ZM164 241V240H163ZM198 241V240H197ZM206 241H207V239H206ZM211 241V240H210ZM261 241V240H260ZM3 242V241H2ZM1 241H0V244L2 243ZM34 242H36V241H34ZM33 242V243H34ZM98 242V241H97ZM195 242H196V240H195ZM200 242V241H199ZM204 242V241H203ZM208 242V241H207ZM259 242V241H258ZM46 243H49V242H46ZM51 243H53V242H51ZM55 243L56 242H54L53 244H54V246L53 247H55V250L57 251V253H59V255H57V256H59V259L62 261L61 263H64V259H66L65 260V263L67 262V264H76V260L75 259H73V257H70V256H67L64 252H63V246L61 245V244H56L55 245ZM64 243H66V241L64 242ZM202 243V242H201ZM205 243V242H204ZM213 243V242H212ZM260 243V242H259ZM4 244V243H3ZM21 244V243H20ZM25 244V243H24ZM69 244V243H68ZM81 244V243H80ZM163 244V243H162ZM197 244H199V243H197ZM214 244V243H213ZM262 244V243H261ZM28 245V244H27ZM32 245V244H31ZM45 245V244H44ZM48 244H46V246H47ZM96 245H97V243H96ZM96 245H94V246H96ZM161 245V244H160ZM204 245V244H203ZM209 245H210V242H209ZM259 245V244H258ZM12 246V245H11ZM33 246V245H32ZM37 246V245H36ZM66 246H67V244H66ZM72 246V245H71ZM77 246V245H76ZM80 246V245H79ZM88 246V245H87ZM91 246V245H90ZM99 246V245H98ZM132 246V245H131ZM157 246V245H156ZM155 246V247H156ZM195 246V245H194ZM26 247V246H25ZM29 247H31L30 245H29ZM34 247V246H33ZM39 247V246H38ZM52 247V248H53ZM78 247V246H77ZM148 247V246H147ZM181 247H182V245H181ZM196 247V246H195ZM199 247H200V244H199ZM212 247V246H211ZM216 247V246H215ZM215 247H212V248H215ZM260 247V246H259ZM21 248V247H20ZM19 247H18V250L20 249ZM32 248V247H31ZM35 248V247H34ZM42 249H43V246L41 247ZM66 248V247H65ZM70 248V247H69ZM72 248V247H71ZM76 248V247H75ZM85 248V247H84ZM89 248H93V246H91V247H89ZM96 248H98V247H96ZM141 248V247H140ZM159 248V247H158ZM158 248H156V249H158ZM194 248V247H193ZM197 248V247H196ZM257 248V247H256ZM4 249V248H3ZM8 248H6V249H4V250H7ZM12 251L14 252V251H17L16 249H15V247L14 246H12ZM36 249V248H35ZM46 249V248H45ZM81 249V248H80ZM87 249V248H86ZM100 249V248H99ZM145 249V248H144ZM152 249V251H153V248H151ZM150 249V250H151ZM166 249V248H165ZM169 249V248H168ZM186 249V248H185ZM203 249V248H202ZM207 249V248H206ZM211 249V248H210ZM9 250V249H8ZM26 250V249H25ZM30 250V249H29ZM31 250H33V249H31ZM50 250V249H49ZM73 250V249H72ZM85 250V249H84ZM109 250H111V249H109ZM167 250V249H166ZM198 250V249H197ZM209 250V249H208ZM207 250V251H208ZM259 251L261 250V249H258ZM10 251V250H9ZM79 251V250H78ZM92 251V250H91ZM97 251V250H96ZM108 251V250H107ZM141 251V250H140ZM158 251V250H157ZM170 251V250H169ZM186 251V250H185ZM200 251V250H199ZM221 251V250H220ZM252 249H249V248H246L245 249V255H250L252 252ZM23 252V251H22ZM30 252V251H29ZM41 252V251H40ZM67 252V251H66ZM75 252V251H74ZM99 252V251H98ZM128 252V251H127ZM146 252V251H145ZM204 252V251H203ZM209 252V251H208ZM207 252V253H208ZM218 252V251H217ZM2 253V252H1ZM36 253V252H35ZM46 253H47V251H46ZM76 253V252H75ZM80 253H81V251H80ZM86 253V252H85ZM88 253V252H87ZM109 253H110V251H109ZM139 253V252H138ZM141 253V252H140ZM157 253V252H156ZM156 253H154V255L156 254ZM216 253V252H215ZM214 253V254H215ZM14 254H16V252L14 253ZM40 254V253H39ZM49 254V253H48ZM56 253H55V251H54V255H55ZM96 254V253H95ZM94 254V255H95ZM104 254V253H103ZM120 254V253H119ZM163 254V253H162ZM186 254V253H185ZM3 255V254H2ZM36 255H38V253L36 254ZM50 255V254H49ZM48 255V256H49ZM87 255V254H86ZM91 255H93L92 254V252H91ZM99 255V254H98ZM106 255H107V253H106ZM116 255H118V254H116ZM115 255V256H116ZM132 255V254H131ZM177 255V253L175 254V256ZM258 255V254H257ZM30 257L28 258V260H29V263L30 264H36L37 262L38 263H40L41 264V262H42V264L44 263V264H50L49 263V260L47 261L46 260V256H44V254H43V257H40V259H38V258H33V256H32V254L31 255H29ZM89 256V255H88ZM88 256H86V257H88ZM174 256V257H175ZM241 256V255H240ZM4 257V256H3ZM51 257V256H50ZM107 258H109L108 256H106ZM105 257V258H106ZM125 257H126V255H125ZM124 257V258H125ZM177 257H178V255H177ZM198 257H199V255H198ZM222 257V256H221ZM258 257H260V256H258ZM15 258V257H14ZM18 258V257H17ZM91 258H92V256H91ZM106 258V259H107ZM110 258H111V254H110ZM113 258V257H112ZM120 258V257H119ZM209 258V257H208ZM207 258V259H208ZM241 258H242V256H241ZM249 258H251V256L249 257ZM26 259V258H25ZM88 258H86L85 260H87ZM128 259H129V256H128ZM212 259V258H211ZM257 259V258H256ZM9 260V259H8ZM15 260V259H14ZM24 260V259H23ZM38 260H40V261H38ZM78 260V259H77ZM101 260H102V258H101ZM116 261H118L117 259H115ZM139 260H140V258H139ZM173 260V259H172ZM175 260V259H174ZM221 260V259H220ZM225 260V259H224ZM250 260V259H249ZM11 261V260H10ZM25 261V260H24ZM55 261H57V260H55ZM54 261V262H55ZM103 261V260H102ZM112 261H114L113 259H112ZM126 261V260H125ZM132 261V260H131ZM130 261V262H131ZM134 261V260H133ZM132 261V262H133ZM217 261V260H216ZM222 261V260H221ZM226 262H227V260H225ZM2 262V261H1ZM13 262V261H12ZM60 262V261H59ZM88 262V261H87ZM110 262V261H109ZM171 262V261H170ZM173 262V261H172ZM175 262V261H174ZM255 262V261H254ZM263 262V261H262ZM6 263V262H5ZM53 263V262H52ZM56 263V262H55ZM58 263V262H57ZM98 263H99V261H98ZM119 263V262H118ZM125 263V262H124ZM136 264H137V262H135ZM217 263V262H216ZM221 263V262H220ZM258 262H256V264H257ZM2 264V263H1ZM10 264H11V262H10ZM20 264V263H19ZM127 264V263H126ZM128 264H130V263H128ZM139 264H140V262H139ZM173 264H175V263H173ZM199 264V263H198ZM214 264V263H213Z\"/></svg>","mask_w":264,"mask_h":264}]
</instances>
